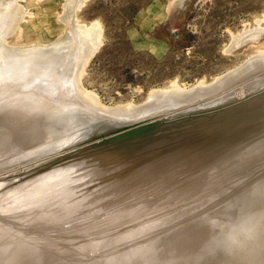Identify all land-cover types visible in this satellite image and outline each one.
I'll list each match as a JSON object with an SVG mask.
<instances>
[{
  "label": "rangeland",
  "instance_id": "obj_1",
  "mask_svg": "<svg viewBox=\"0 0 264 264\" xmlns=\"http://www.w3.org/2000/svg\"><path fill=\"white\" fill-rule=\"evenodd\" d=\"M17 1L19 3V6L21 7V9H24L23 10L24 14H23V17L21 16V20H20L21 22L19 21L20 23L18 22V24H17V28L18 29H16L9 36L8 41L10 43H12V44L22 45V44H27V43L28 44H34V43H36V44L37 43L38 44L39 43L40 44H48V43H52L53 41L59 39L60 36L65 33V30L67 28V24L65 23L66 21H64L63 15L67 14V13H71L70 15L72 17L74 16L73 18L77 22H79V24H84V25L89 27L92 24L96 23L95 25L97 26V28L101 32V33H99V34H101V35H99V39L100 40H99L98 46L95 48L96 51L93 50V52H92V57H90L91 54L87 55V57L89 56L88 57L89 59H86V61L88 60V62L83 61V62H85V65H84V63H82V67L84 65L83 69H85V70H80V72H79L80 82H81L82 87L86 91L91 93L92 97H94V98L96 97V100L94 99L93 102L96 101V103H98V104L101 103V105L109 107V108L112 107V108L116 109V107H120L119 109H122V107H124L122 110H129V109H133L134 107H136V105H137V107L138 106L140 107V105H143V104H145V102H148L150 93H152V91L155 92L157 90L161 91V90H165V89L169 90V89H175V88H176L175 89L176 91L178 89H181L180 91H183V90L193 89V88H195L198 85H200V87H196V88H201L202 85L211 84L216 79L221 77L222 75H224L227 72H229V71L235 69L236 67L240 66L242 63H244L252 55L258 54L259 52H264V30H263L264 29V0H84V1L83 0H76L75 2L74 1H68L67 2V0H17ZM66 3H67V5H66ZM68 3H70V4H68ZM71 3H74V6H75V4L77 5V6H75V8L71 7L72 10H71V8H69L70 6H72ZM79 4H81V5L79 6ZM65 5L68 6V7L65 8L66 7ZM68 9H70V10H68ZM73 10H75V11H73ZM61 15H62V17H61ZM259 19L261 21H258ZM240 34L242 36V39L240 40V42L234 44V42H237V41H234V39L237 38ZM236 35H238V36H236ZM254 35L257 36V37L254 38L253 40L246 39V38L252 37ZM233 37H235V38L233 39ZM87 57H85V58H87ZM82 67H81V69H82ZM256 74L258 76L255 75V77L252 76V77H249V78H246V79H243L242 76H240V75H239L240 78L238 76H236V77L234 76L236 79H237V77L239 78V80L241 78L242 79L237 82V85H236V82H235L237 80H234L233 77H232V81L234 80L235 83H229V81L231 82V80L227 81L229 84L226 83L225 86L227 84L228 85L235 84V86L232 85L231 89H228V90H226L224 92H218L216 94L215 93L209 94V95H207V97L205 96V98H203V99H200V100H198L196 102H192V103L187 104V106L189 107V105H190V108H192L191 105L204 103L206 101L207 102L214 101V103L210 107H212V106L214 107V105H217V104L220 105V104H223L225 102L227 103L228 101H229L228 103H230L231 101L232 102L235 101V102L243 103L244 101H246V98H248L249 92L253 88H255L259 84H263L264 83V71H260V72H258ZM82 79H83V81H82ZM260 79H262V81L260 83H258L259 82L258 80H260ZM38 84H39L38 82L35 83L36 86ZM260 86H264V84L263 85H259V87ZM227 87L228 86H226V88ZM262 99H263V101H262ZM263 102H264V97H262L259 100V103H258L259 106L255 105V106H252V107H248V108H244V109H238V110H229V109L225 108L224 107L225 105L223 104V105H221L220 109H217L215 111V113L214 112L211 113L210 112L211 110H210V111H208L207 113H205L203 115L202 114L195 115V114L185 113V111L186 112L190 111L189 110L190 108L187 109V110H184V111H179V108L182 107V106H180L179 108H177V106H176L177 109L176 108L175 109L179 112V113L177 112L178 114L175 111H173L175 109H172L171 111H173L175 114L174 113H166V115H165V113H164L162 116L160 115L159 117H156L155 120H161V123H162V122H164V120H163L164 118H166V117L169 118V117H172L173 115H174L173 116V118H174V117H176L178 115L174 120H168L167 122L162 123L161 125L159 123L158 126H162L164 128H160L159 127L161 130L160 129H154L153 131H156V132L161 131L162 132V134H161L162 136L165 133L167 134L168 132H170L169 134H171V135L173 134V136H174V135H176L177 132H179L178 134H179V136H181L180 139H179L180 143L178 142L179 144L177 143L176 145L177 146L180 145L179 147H182V148L180 149L179 147L171 146V147H173V149L174 148L175 149H177V148L179 149V150L177 149V154H176V150L174 149L175 152H172L173 149L169 148L170 147L169 146L167 151H166L165 148L164 149L161 148L159 150L157 149L158 151H156V152L154 151V154L151 155L152 154L151 152H153L152 150H156V148L154 149V147H152L153 145H155V147H157L158 145H160L162 147L161 144H157L156 145V144L152 143V144H150L151 146L149 145L150 147H152V149H150V150H147V148L148 149L150 148L147 145H146L147 148H146V146H143L145 148L146 152L144 151V148L140 147L141 151L140 150L137 151L138 155L137 154L135 155L134 153L136 151L133 150V153H132V155H130L129 160H131V161L134 160V161H136V163L129 164V165H122V166H124V168L120 169V170H117L118 168H116V167H114V169L110 168L111 170L115 171V173L117 172L116 174L111 175L110 178L112 180L111 179L109 180V177L105 175L107 170L102 172V173H99L100 174L99 175L98 173L96 174V169H97L96 167H93V170H92V168L86 169V173L88 175H86L84 177V178H87V179L84 180L83 183H84V185L87 184V186L85 187V195L88 198L83 196V197H81L82 199L81 198H77L76 199V200L79 199L80 201L83 200L84 202L83 201H81V202L83 203V205L84 204H86V205L82 206L81 205L82 203L80 202V204H78V206L72 207L73 208L72 210H74V211H72L71 208L70 209L66 208L67 207L66 204H65V206H63V204H62L63 207H60V208L61 209L62 208H66L68 213L67 212H65L67 214L64 213L65 214V215H63L64 217H61L63 219H61L60 217L58 218V219L62 220V225H59L61 231H56L57 235H53L54 233H52L53 236L50 237L51 239L49 238L50 241H52V239H54V241H53L54 245H56V246L58 245L57 247L54 246L53 244L49 245V246L52 247V249H51L52 252L58 251V252L66 253L68 248H70L68 250L73 251V249L76 248L77 245L81 246V244L83 245L84 243L88 244V245H94L97 248V249H95V251H97L96 254H98L100 251H101L100 252L101 254H104L106 252V251H104V249H107V248H108L107 250L110 249L108 251L109 254H107L108 253L107 252V253H105L106 255L104 254L105 256L101 255L99 253V255H95L96 257L90 258V262H95V261H99V257H101V256L103 258L106 257V256L111 257L113 249H114L113 255L119 253V251H122V250H123L122 251L123 253L127 252L132 247L131 246L132 244H133V247H135V249L136 248L140 249L141 247L145 246L149 242H153V239H155V237L159 241L156 244H160L161 245V243L163 241H164V243L168 242V240H170L171 236L173 234H175L176 230L177 231H182L188 237H190L191 236L190 234H193V232L191 230L189 231V229H191V228L193 229V227L195 228L196 231L198 229V232H197L198 234L193 229V231H195L194 232V234H195L194 236L196 237L197 235L198 236L200 235L201 236L200 238H202L201 241L203 242V244L206 241L205 239H207L206 242L209 245V243H210L209 241L212 239V237H210L211 235L209 234L210 235L209 236V235H207L205 233L203 234V232H205V230H203L200 226H198V224L197 225L195 223H194L195 225L193 224V222L196 219H193L192 217L197 218L196 216H198L197 214H196V216L193 214L194 211H196V208H199L200 211L201 210L202 211H206L205 209H207V206L209 204H212L211 202H213V200L217 201L218 198L220 199V197H224L223 193L226 192L225 194L226 195L228 194V198L231 197L229 199V201L231 202L230 204H232L234 198H235L234 202L235 201L238 202V201L244 199L243 202H245V201L248 202L249 204L248 203L247 204L250 205V207H252L254 205L258 206V204H259L258 208L260 209V207L264 206L262 204V202H264V201L260 202V201H257L258 199L254 200L253 198H256V197L254 195H252V194H256V192H258V193L264 192V190H263L264 189V179L260 182L261 178H264V169H262L264 167L263 166L264 165V163H263L264 162V147H263V145H264L263 144L264 143V114H261L264 111V107H263L264 103ZM131 105L134 106V107L131 108L132 107ZM89 106H91V105H89ZM91 107H93V106H91ZM252 108H254V109H252ZM223 110H225L226 112L224 111V113H223ZM119 111H121V110H119ZM180 112L183 115H181ZM216 112L217 113L221 112V114H223V115L225 113L226 114H225V116L221 115V117H223L222 119H218V118H221V117H218V116H220V113L217 114ZM249 112H250V114H249ZM100 113L104 114L107 118L116 119V120H127V119L122 118L117 111L102 110ZM251 114H253V115L255 114V115L253 116ZM205 115H208V116H205ZM230 115H231V117H230ZM243 115H245V118H244ZM261 115H263V116H261ZM200 116H201V118H199ZM192 118H194L195 121H194V119L191 120ZM149 119H146L147 121L146 120H143V122L141 121L140 124L141 125L145 124L146 126H148L151 123L149 121ZM187 119H188V121H186ZM213 119L216 120V121L212 122L211 120H213ZM184 121H186V122L184 123ZM191 121H194L196 123L192 122V124H190ZM206 122H207L208 125L206 124ZM238 122H240V123H238ZM178 123H180V124L178 125ZM228 123H230V124H228ZM251 123H253V124H251ZM183 124H185V125H183ZM195 124H196L197 128H195V126H194ZM218 124H220V125H218ZM165 125H167V126H165ZM202 125H203L204 128L202 127ZM216 125H218V126H216ZM200 126L203 128V131H202V128ZM182 127L183 128L186 127V128H184V130L187 129L188 132L187 131H182L183 130ZM192 127L194 128V131H193ZM127 128H129V129H127ZM127 128L126 129H122V131H124L123 133H126L125 131H130L132 129L130 127H127ZM261 129H262V131H260ZM204 130H206V131H204ZM117 131L122 133L121 130H117ZM119 132L116 133L115 135H118ZM148 132L146 134L143 133L144 135H146L145 137L142 136L143 134H135V135H132L131 137H120V138H118L116 140L115 139L114 140H109L108 138H106V140H109V141H106L105 143H108V144L105 145V143L104 144L102 143L103 145L101 144V146H102L101 148H99L100 144L94 145V146H97V147H95V148L92 147L93 149H89L91 154L87 150V152H84L81 155L79 153V154L76 155L77 157L75 156L72 159H69V160H66V161H62V160L56 161L51 166H49V167H47V168H45L43 170L31 173V175H29L30 168L35 166L37 163L40 164L41 162H43L44 160L42 161V159H45V160L50 159L49 156H51V154L54 155L57 152H53L54 154L53 153H49V154L43 155L41 157H35L36 154L28 153V150H30V148H36V147H38V145H39V147H41V146H43L45 144L46 141H43V142L41 141V143H42V145H41V143H39V142L37 143V140H35V137H34V139H32V140H35L34 142L33 141L26 142L25 141V143H20L19 139H17L18 140L17 141V140H15L16 138L15 139L12 138L10 140V144L11 145L9 144L11 148H7V150H6V146L7 147L9 146V145H6V144H2V146H0V147H2V148H0V166H3L2 168H4V169L0 170V188H2V189H0V191H1L0 193H2V194H0V200H2V198H3V200H5L4 202L7 203L6 201L9 200V199L12 200V199H15L17 197L21 198L22 195L25 193L24 190H25V187H26L27 183H29V181L30 182L33 181V182H36V183H41L47 178V176L50 173L55 172V171L56 172H60L63 169H66V168L74 166L75 164L79 163L80 160H82L84 157H86L85 155H87L88 153L90 154V156H88L89 155L88 154L86 159H88V158H90L92 156L101 155V154H99V152L103 153V154L104 153L106 154V153L113 152V151H115V149H117L118 146L120 147L122 145H125L128 141H135V140L142 141V142H139L137 144H142L144 142H148L149 137H151L150 135H147V134H150V131H148ZM184 132H186V133H184ZM166 134L163 137L159 134L158 137H154V138H156V139L158 138L159 140H161L162 138L165 139L167 137ZM184 134L185 135L187 134V135L185 136ZM203 134H205L206 136L204 137ZM103 135H106V134L99 135L98 137H96V139H98L99 137H101ZM182 135H184V136H182ZM190 136H191V138H190ZM143 137H144V139H143ZM159 137H162V138H159ZM39 138H40V136H39ZM41 138H43V137H41ZM146 138H147V140H145ZM196 138L198 140H196ZM251 138H252V140H251ZM194 139H195V141H194ZM184 140L185 141L187 140L189 143L187 144V141L183 142ZM52 141H50V142H52ZM110 143H112V145ZM252 144H254V145H252ZM195 145H196V147H195ZM259 145L263 148V151H262V148ZM48 146L51 147V144L48 145ZM48 146H46V147H48ZM256 146H258V147H256ZM46 147L45 148L42 147V148H44V149H48L49 148V147L48 148H46ZM106 147H110V148L106 149ZM202 147H204L205 149L202 148ZM245 147H246V149H243ZM252 147H254L255 149L252 148ZM97 148H99V151H97L98 150ZM157 148H160V147H157ZM183 148L186 151L188 149V151H191V152H184ZM257 148H260V149H257ZM112 149H114V150H112ZM194 149L196 151H199V149H201L203 151L200 150V152L197 153ZM251 149H252V151L253 150L255 151V152H252V153H255V154L251 153ZM93 150H94L95 153H93ZM101 150H104V152L101 151ZM142 150H143V152H142ZM164 150L166 152H165V154L163 153L164 155H162V152H164ZM168 150L170 152V155L172 156V154H171V152H172V153H174V157H176V158H174L173 156H172L173 158H171V156L169 157ZM180 150H182V151H180ZM193 150H194L195 153L193 152ZM256 150H257V153H256ZM258 150L262 151V154H263L262 156L258 155V154H260V151L258 152ZM149 151H151V152H149ZM159 151H160V153H159ZM179 151H180V153L178 154ZM21 152H24L23 153L24 156L22 155L23 157H19V158L24 159V160H22V159L19 160V162L21 161L22 163L20 162V163H17V164L12 163L11 165L10 164L2 165V164H4L6 162V160H8L7 158H9V156L10 157L11 156H15L14 157V159H15V158H18L17 156L21 155ZM147 152L149 154L150 153L151 154L149 155ZM157 152L159 153V156H157L158 155ZM182 152H184L185 154L184 153L182 154ZM202 152H204L205 154H203ZM212 152L213 153L215 152V153L213 154ZM249 152H250V155H249ZM8 153H9V156H8ZM92 153L95 154V155H93ZM96 153H98V154H96ZM139 153L141 155H139ZM180 154L186 156L187 159H185L184 156H182L184 158L183 159L180 156ZM193 154H194L195 158H193ZM196 154L199 155V157H198L199 160H201V159H203V160L199 161L198 159H196V157H197ZM243 154H245L244 156H246L247 154L250 156V157L246 156V158H245L246 161H247V158H248L249 162L248 161L246 162L245 159H243V156H242ZM188 155H190L192 159ZM210 155H212V156L211 157H207V156H210ZM229 155H230V157H229ZM254 155H256L257 157H255ZM224 156H226V157H224ZM238 156L243 159V160L240 159L241 162L238 160L239 159ZM252 156H254L255 158L252 157ZM163 157L165 158V160H163L164 159ZM235 157H236V159L238 158L237 159L238 161L235 160ZM39 158H40L41 162H40ZM79 158H81V159H79ZM177 158H180V159H177ZM221 158L222 159L224 158V159L222 160ZM76 159H78V160H76ZM155 159L156 160L159 159V162L156 161ZM172 159L173 160L175 159L174 161L176 162V164H175V162ZM176 159L178 161V164H180V166L177 164ZM153 160H154V162H150V161H153ZM160 160H162V161H160ZM219 160H220V163H222V164H220L221 166L219 165ZM221 160L223 162L224 161L225 162L223 163ZM231 160H233L235 164L237 163L239 165H237V164H236L237 166L233 165L234 163H232L233 161L230 162ZM202 161L203 162L206 161V162L203 164ZM211 161H213L212 165L209 164V163H211ZM242 161L243 162L245 161L246 163L245 162L242 163ZM157 162L160 163V164H157ZM187 162H188V164L190 166H188V164H185ZM191 162H193L192 166H191ZM139 163L140 164L141 163L142 164L143 163L144 164L148 163V164H145V165L143 164L142 165L145 168L144 169L142 166H139L140 168L137 167L139 165ZM215 163H216V165H215ZM153 164H157V165L161 166L162 168L160 167V169H158L159 168V166H158L157 169L155 170L153 168H156L155 166H157V165L153 166ZM223 164L226 167L222 166ZM248 164H249V166H248ZM130 165H131V167H130ZM134 165H135L137 170L134 167H133L134 169L132 168V166H134ZM146 165H148V168L146 167ZM217 165L219 166V169L217 168ZM254 165H256V166H254ZM186 166H188L187 168L190 169V170H187L185 168ZM214 166H216V167H214ZM229 166L232 167V169L235 168V166H236V168L239 166L238 167L239 171L242 172L244 170V172H242V173L241 172H237L238 169H236V168L233 169L234 170L233 171V170H231V168H228ZM126 167L127 168L130 167L128 169H132L133 171L132 170L128 171V169ZM166 167H167V169H166ZM172 167H173V169H172ZM174 167L176 168L177 173L174 171L175 170ZM210 167L212 168L211 170H210ZM256 167H259V168H257L259 170V172L256 169ZM260 167H262L261 168L262 170L260 169ZM94 168H96V169H94ZM164 168H165V172L161 173L160 170L163 171ZM179 168L180 169L182 168L183 170L182 169L180 170ZM184 168H185V170H184ZM201 168H203V169L207 168V169L203 170ZM215 168H216V170H215ZM221 168H223V169H221ZM227 168H228V170H227ZM125 169H127V172H126ZM140 169H142V170H140ZM147 169L150 170V171L149 170L146 171L148 173L145 172V170H147ZM178 169L180 170V172L178 171ZM229 169L231 170V172H230ZM19 170L20 171L22 170L21 172H23L24 176ZM167 170L168 171L172 170L171 172L169 171V174H170V176H172V178L173 177L175 178V179L173 178L175 180V183L173 182L174 180L169 176V174H166ZM196 170L198 171V173H197ZM202 170L204 171L205 174L203 173ZM209 170H210L211 174H214V175H211L209 173ZM217 170H218V172H217ZM249 170H251V171H249ZM252 170H253L254 175H252ZM26 171H28V173ZM136 171L138 173H136ZM139 171L140 172L143 171L144 172L143 175H145V176H142L141 175L142 173L140 174ZM158 171H159L160 175H158ZM221 171L222 172L224 171L223 173L225 174V176L227 175L226 177L229 180H227V178L224 177V174ZM228 171H229L230 174H227ZM19 172L22 175L19 174ZM118 172H120V173H118ZM156 172H157L158 177L155 175ZM232 172L233 173L235 172L234 173L235 175ZM250 172H251V174H250ZM122 173H124V175ZM164 173H165L166 177H165V175L161 176ZM189 173H195V174L193 176V174L191 175ZM196 173L199 176L196 177ZM206 173L208 174V176L209 175L210 176L208 177L206 175ZM216 173H217V175H216ZM218 173L219 174L222 173L223 176H222V174H221V176L218 175ZM247 173H249V174H247ZM14 174H16V175H14ZM94 174L98 175L97 178L95 177ZM117 174L119 176H117ZM120 174H122V177H121ZM130 174L133 175V176L135 175L138 178L137 179L136 177H134L136 179V181L138 180L137 183H140V181L143 180V177L147 178L145 180H147V181L149 180L148 183L150 185H148V183L146 181V185H144V186H148L147 190L149 191V188H150L152 190V192H151V190H150V192H151V194L153 193V195H155L156 194L155 192H157L158 194H156L154 196V199L156 198L157 195H158V197H157L158 199H157V201H156V199L155 200L152 199L153 195H150V194L149 195L147 194L145 196L146 197L151 196V197H148V198L150 200H153L152 203L155 202V205L157 204L156 206L151 205L150 200L149 199H145L146 197L143 196L144 194L148 193V192L144 191V190H146L147 187H144L145 189H142L143 187H141V189H140L137 186V183L134 182L135 179L130 178L131 177ZM138 174L141 176L142 179L139 178ZM148 174L149 175L151 174L154 177L151 176V175L149 176ZM171 174H173V175H171ZM175 174H177V175L174 176ZM186 174L188 175L189 179L187 178ZM239 174L241 175V178H240ZM242 174L243 175L245 174L244 175L245 178H244V176ZM11 175H13L16 178L18 177V178L17 179L16 178H12L13 181H11V179H9V178H11L10 177ZM125 175H126V178L122 179V178L125 177ZM184 175H186V176L184 177ZM202 175H205L208 178H206V177H204ZM249 175H252V177L249 176ZM80 176H83V175H80ZM116 176L119 177V178L118 179L115 178ZM147 176H149L151 178V180L153 178L155 179V177H156V180H157L156 182L158 184L156 185V182L154 181V179L152 181L155 182L154 183L156 185L155 187L156 188L158 187L157 189L155 188L157 191L155 190V192H154V190L152 189V188H154L153 187L154 186L153 182L151 181L152 182V184H151L150 178L147 177ZM160 176H161V180H162V178L164 180V183H165L164 185L166 187L169 186V188H167L168 190L166 189V187H163L164 186L163 184H161L163 182V180L162 181L159 180ZM228 176H230V177H228ZM232 176H234V178ZM105 177L106 178L108 177V178L106 179ZM113 177H114V179L117 180V182H118L117 185L118 186L119 185L121 186V184H123V182L127 181L126 183H127V185H129L128 186L129 190L126 189L127 188L126 184H123L121 187H119V189H124V190H119L116 184L113 185L110 182V181H116V180L113 179ZM167 177H169V179ZM179 177L180 178L183 177V179L181 178V180L182 181L184 180V182H181L179 180ZM202 177H204V179ZM210 177L213 178V180ZM214 177L216 178V180L214 179ZM219 177H220L221 181L219 180ZM53 178L55 180L53 182H56V184L53 187H58L59 185L63 186L65 183H67L66 180L64 179L65 178L64 176L61 177V176L58 175L56 178L55 177H53ZM129 178H130V180H127ZM165 178H167L168 180H166ZM205 178L208 179V181H206ZM243 178H244V180H241ZM5 179H9L10 181L7 180L9 183ZM93 179H94V181H93ZM100 179H102V180H100ZM121 179H122V181H120ZM131 179L134 180L133 181L134 184L131 181ZM193 179H196V180H193ZM18 180L20 181V183H19ZM64 180H65V182H64ZM106 180H108V182H106ZM177 180H179V181H177ZM197 180H198V182H197ZM204 180L206 182H208L207 183L208 185L206 184V182H204ZM214 180H215V183L217 182V180H219L220 182H222V184H223V181H224V186H226L228 184L227 186L230 187L229 190H227L228 187L225 188L224 186H222L223 189H221V187H219V186H221L222 184L219 183V181H218L217 183H219L220 185L218 184V186H217V185H215ZM225 180L228 181V182H226ZM1 181H2V183H1ZM22 181H24V182H22ZM129 181L132 184H128ZM158 181H160V182H158ZM171 181H172V183H171ZM191 181H192V185L194 187L196 185V190L191 185V183H190ZM210 181H212L214 184L212 182L210 183ZM236 181L237 182L239 181L238 182L239 185L237 184ZM88 182H90V183H88ZM100 182H102V183H100ZM143 182L145 184L144 180H143ZM143 182H142V184L140 183V186L141 185L143 186ZM167 182H168V184H167ZM179 182H181V183H179ZM200 182L201 183L203 182L202 183L203 185ZM235 182H236L237 185L235 184ZM242 182H243V185H242ZM258 182H259V184H258ZM17 183H19V184H17ZM169 183H171V184L169 185ZM188 183H189V185H188ZM249 183L250 184L253 183V187H252V185L250 186ZM209 184H211V185H209ZM231 184H233V185L235 184L234 186L236 188L234 186L231 187L232 186ZM248 184H249L250 189L251 188L253 189L252 191L250 189H247L249 187L246 188V186H248ZM256 184H257V187H255ZM13 185H14V187H13ZM134 185H135L134 188H136V186H137L140 189V190L136 189V191L138 192V194L137 193L136 194L139 195V196L142 195V197H145V198L142 199L143 200V205L140 204L141 205L140 207L142 209H144V210L139 208V203L140 202L142 203V200H140V202H139V199H141V197L137 201L136 194L132 193L133 191L136 192L134 190V188L131 187V186H134ZM177 185L182 186L183 189H182V187L180 188V186L177 187ZM8 186H10V187H8ZM64 186H67V185H64ZM170 186H172V187H170ZM189 186H191V187H189ZM213 186H214L215 190H214ZM216 186H217V188H216ZM6 187H7V189H6ZM22 187H23V189H22ZM161 187H163L165 189L162 188L163 189L162 190V189H160ZM173 187H176V188L174 189ZM209 187H211V189ZM244 187L247 190H244ZM258 187H260L259 190H261V191L263 190V191L262 192L258 191V189H257ZM10 188H13L11 192L9 191ZM170 188H171L173 193H170L171 192ZM205 188L208 189V190H206ZM218 188H220V189H218ZM241 188H242V190H241ZM70 189H71V186H68V188H64L61 193L66 194V193H68L70 191ZM88 189H90V190H88ZM131 189L133 191H131ZM158 189H159V192L161 193V195L158 192ZM201 189H202V191H201ZM212 189L214 191L217 190V192H213V193H215V195L213 193L210 194L213 191ZM256 189H257V191H256ZM6 190L8 191V193L5 196V194L7 192ZM111 190H113V191L110 192ZM125 190L127 192H130V193H126L125 192L126 193L125 196L129 197L131 195L129 198L127 197V201H128V199L131 200L132 198H133V201L128 202V204H127V202H125L126 205H121L122 202H124V200L126 199V197L124 196V191ZM166 190H167V194L165 193ZM177 190H179V191H177ZM225 190H227V191H225ZM243 190L246 193H247V191H249L248 192L249 194L251 192L250 197H249L248 193H247V196H246V193H244ZM4 191H6V192L3 193ZM107 191H108V193H107ZM139 191H141V192H139ZM142 191H144V192H142ZM208 191H209V194H208ZM240 191L243 192V193H241ZM18 192H20V193L18 194ZM103 192L104 193L106 192V193L103 194ZM176 192H177V194L175 195ZM193 192H194V195H193ZM205 192H206L207 195L205 194ZM238 192H240V194ZM114 193L115 194L117 193L118 196L114 195ZM120 193H123V194H120ZM139 193H141V194H139ZM163 193L165 195H168V196H165ZM181 193L183 195H181ZM195 193H197V194H195ZM219 193L223 194V195H220ZM235 193H236V195L239 194L238 195L239 199H238V196L235 195ZM13 194H15V195H13ZM99 194L100 195L103 194L102 195L103 198L105 196L106 199L101 198L103 201L107 200L110 197V195H111V199L109 198V200H107V201H110V203H111V200L113 198V200H114L113 202H116V203L112 202L113 204L112 203L110 204L107 201H105L104 203L106 204L107 207L105 206L104 203L103 204H104V206L107 209L104 208V206L101 204L102 201L101 202L98 201V203H96L97 200L92 198V196L93 197H97V196H99ZM107 194H108V196H106ZM191 194H192V196H191ZM204 194H205V196H204ZM217 194L219 195V197L216 196ZM242 194H244V195H242ZM112 195H114L115 199L117 198L118 200L116 199L117 200L116 201L114 199V196L112 197ZM162 195H164V197ZM170 195H172L173 197L175 195L174 199L171 198ZM185 195H186V197H185ZM209 195H212V196L214 195V197H209ZM102 196H100V197H102ZM179 196L181 197V199L179 198ZM7 197H8V199H7ZM100 197H97V199L101 200ZM124 197H125V199H123ZM159 197H161V198H159ZM183 197H184V199H182ZM201 197H204L205 199L208 198L210 202L208 201V199L204 200V198H202V200H201ZM85 198H87V199H85ZM135 198H136V200H135ZM170 198L172 200H170V201L167 200V199H170ZM178 198H179V200H178ZM91 199L94 200V201L92 200L94 202L93 204L91 203L92 202ZM119 199H121V200L119 201ZM144 199L147 202L149 200V202L147 203L146 201H144ZM175 199H176V201H174ZM3 200H2V202H3ZM47 200H44V202H46V201L47 202L51 201V202L50 203L46 202L47 203L46 205H45L44 202H42V204L39 203V204H32V205L28 204V203H24L23 204L24 207L22 206L23 207L22 210H26V208L28 206H35L36 209H37L36 210L34 207H32L31 213H30L31 217L29 216V219L32 218L30 221H32L33 218H35V219L39 218L38 219L39 221L38 220H36V221L38 223H40V221L42 220V218L40 219V217H41L40 214H44V213H53L54 214V213H56L54 211H58L60 209L58 206L56 207L52 203L53 202L52 198H49ZM79 200H78V202H79ZM181 200H183V203H182ZM62 201L63 200H61V202ZM86 201L87 202L91 201V202L89 204ZM136 201H137L138 204L136 203ZM177 201H180V203L177 202ZM220 201H217L218 202L217 204H219ZM229 201L227 200V202H225L226 203V207H229L228 206L229 205ZM254 201H256V202H254ZM2 202H0V205L2 204ZM4 202H3V206L5 205ZM119 202H121V203H119ZM132 202H133V204L131 205ZM160 202H161V205H159ZM163 202H165V203L166 202L167 203L170 202V203L165 205V203H163ZM206 202H207L208 205L206 204ZM71 203H74V202H71ZM181 203H182V205H181ZM193 203H194V206H192V208H191L190 204L192 205ZM202 203L206 206V208L204 207V205ZM25 204L27 206H25ZM48 204L51 206V207L49 206L50 208L48 207ZM109 204H110V207H111V205H113V206L111 208H109L108 207ZM146 204H147V206H146ZM174 204H176V206ZM260 204H262V205H260ZM44 205H45V207H44ZM90 205L92 207L88 208ZM96 205H98V206H96ZM116 205L117 206H121V207L123 206L124 208L128 209V213L126 212L127 211L126 209H123V207L119 208ZM129 205L132 206L131 209L127 207ZM188 205H189V208H188ZM195 205H196V207H195ZM3 206L1 205V207H0V216H1V219H2V220L0 219L1 220L0 223L2 222V224H3L6 220L9 219L7 222L4 223V225L8 224L7 226L9 228H11L12 232H14V230H15V232H23L25 230V228H23V227H25V226H22V225H25L26 224L25 222H24L25 224H22L23 221L21 223V221H19L18 219L14 218L15 216H13V218H12L11 217L12 214L10 215V217L6 216L7 218H5V220L3 219L4 216H5V215H3L4 213L2 212L3 211L2 210ZM42 206L44 207L45 211L42 208ZM93 206H94V208H93ZM101 206L103 208H101ZM114 206H116L115 210L113 209ZM144 206H145V208H143ZM160 206L165 208L164 210H162L164 212L161 211V209H163V208H161V209L159 208L158 209V207H160ZM186 206H187V208H186ZM215 206H216V203H215ZM82 207L84 209H82ZM95 207H97V209ZM98 207H100V208H98ZM148 207L149 208L151 207V208L149 209ZM156 207H157V209H156ZM166 207H167V209H166ZM170 207H172V208L169 209ZM183 207H185V211H183L184 210ZM76 208H78L79 210H77ZM117 208H119L120 210L117 209ZM137 208L139 210L141 209L140 210L141 212ZM147 208H148L149 211H147ZM152 208L154 210H152ZM81 209L84 212H78V211H82ZM108 209H110V210H108ZM116 209L118 211H116ZM179 209H180V212H181V216L180 217H179L180 212H178ZM111 210L113 212L115 211L116 213L115 212L114 213L111 212L112 213L111 214L110 213ZM155 210H157V212ZM172 210L175 211V212H173ZM199 210H197V211L199 212ZM248 210L249 209L241 210L242 212H236L238 210L235 211V208H232V211L228 208L226 210V214L229 211H230L229 212L230 214L228 213L229 216H233L232 214L237 213V214H235L237 217L235 215H234V217H235L236 222H238V221H241L239 219L240 216H241V213H246V212H248ZM261 210H262V208H261ZM75 211L77 212V214H76ZM124 211H125V215H124ZM150 211H152L153 213H151ZM1 212L3 213L2 214L3 218H2ZM33 212H36L38 214L36 215V213H33ZM94 212H96V214ZM232 212H234V213H232ZM262 212L264 214V211H262ZM69 213H70V215H69ZM86 213H88V215ZM101 213H102V215H101ZM185 213L188 214L189 217L187 215H186L187 216L186 217L184 215ZM84 214H86V215H84ZM105 214L106 215L108 214V216H106ZM247 214H250V213H247ZM76 215H78V216H76ZM99 215H100V219L97 218V216L99 217ZM119 215H120V217H119ZM138 215L140 216L139 217L140 219L138 218V220L140 222L137 220V216ZM165 215H166V219H165ZM167 215H168V217H167ZM89 216H93V218L95 217L96 219L95 218L93 219L92 217L89 218ZM105 216H106V218H105ZM128 216H129V218H128ZM226 216L228 217V215H226ZM65 217H68V218L65 219ZM83 217H84V220L82 219ZM46 218L47 217L43 216V221H42L43 223H41V224H36L37 222L35 223V219H34L32 221V225L34 226V229H36V230L39 229V228L42 229L43 225L46 223L45 222ZM76 218H77V220H76ZM87 218L89 220L92 219V221L95 222V224L92 223V221H88ZM120 218L122 220H120ZM133 218H135V219H133ZM180 218H183V219H180ZM10 219H11V221L12 220L13 221L14 220H18V222H20L18 224L19 225L21 224L20 226H22V227H20L17 224V221H14V222L12 221V224H10L11 223ZM81 219H82V222H81ZM85 219H86V221H85ZM105 219H107L109 223L111 222V224H107L108 222ZM176 219H177V221H176ZM65 220H66V222L63 224V221H65ZM74 220H76L75 221L76 223L74 222ZM101 220L103 222L105 221L103 227L101 226V225H103V222ZM111 220L113 221V223H112ZM131 220H132V222H131ZM156 220H158V221H156ZM164 220L166 222H164ZM71 221H72V223H71ZM96 221H99L100 223L96 222ZM174 221H175V223H177L176 225H175ZM187 221L189 223H191L193 221L192 222L193 226H191V224H189ZM202 221H203V219H202ZM33 222H34V224H33ZM58 222H59V220H58ZM172 222H173V224H172ZM185 222H186V225L184 224ZM13 223H15L19 229L16 227V225L13 226L14 225ZM67 223H68V225L72 224V226H68L67 225L68 228L65 227V225ZM96 223L98 225H96ZM49 224H51V223H49ZM92 224L95 225V226H93ZM99 224H100V226L102 228L99 226ZM166 224H167V226H166ZM182 224H183V226H182ZM187 224L190 227L187 226ZM35 225L36 226L39 225V227H36ZM73 225H74V228H72ZM174 225L176 227H178V226L179 227L176 228V227H174ZM33 226H31V227H33ZM52 226H53V228L57 227V226H54V225H52ZM81 226L82 227L85 226L84 228L86 230L84 228H81ZM106 226H107L108 230H107ZM109 226L111 228H109ZM141 226L144 227L145 229L141 228ZM160 226L162 228L163 227L164 228L162 229V228H160ZM98 227H100L101 229L98 228ZM113 227H114L115 230L113 229ZM182 227H183V230H181ZM262 227L263 226H261L259 228L258 227L257 228L253 227L255 229H253L254 231L251 230L250 231L251 233L249 232V236H247V239H248V237L253 238L254 236L255 237H259L260 235H262L261 233H264V229H263L264 227L263 228ZM21 228H23V229H21ZM75 228H76V230H75L76 232L74 230L72 231V229H75ZM77 228H79L80 230H78ZM88 228H90L89 231L87 230ZM136 228H137V231H136ZM199 228H201V230H203V231H200ZM237 228H238V226L237 227L233 226L234 230L240 229V228H238V229ZM102 229L103 230L105 229L106 231L105 230L103 231ZM170 229H171V231H170ZM172 229H173L174 233H172ZM101 230H102V232H101ZM109 230L112 233H109ZM132 230H133L134 233L138 232V230H140V231L144 230V231H143V234H141L142 232L139 231L138 233H136L137 234V236H136V234L135 235L132 234L133 233ZM145 230H147L148 232L145 231ZM184 230H186L187 232L184 231ZM80 231L84 232L83 235H79L81 233ZM86 231H88V232H86ZM90 231H92V233H90ZM169 231L171 232V234L169 233ZM74 232L77 233V234H75ZM130 232H132V233H130ZM144 232H146V234H144ZM254 232L256 234H254ZM58 233H60V234H58ZM85 233H86V235H88L87 238L84 237ZM107 233H109V234H107ZM123 233H125V234H123ZM129 233H130V235H129ZM187 233H189V234H187ZM252 233L254 234V236L252 235ZM65 234H67V235H65ZM163 234L165 235V237H163L164 236ZM44 235L46 236L45 233L43 234V236ZM58 235L59 236L61 235L60 238L61 237L63 238L62 239L63 242H62V240H60V238H58L59 237ZM100 235L101 236L102 235H104V236L106 235L107 237L110 236V237H108L110 240L108 239V242H107V239H106V241L104 240L107 237H101ZM121 235H122V237L120 239ZM123 235H125V236L123 237ZM127 235H128V238H127ZM202 235L204 236V238H203ZM45 236H44V238H45ZM82 236H83V238H82ZM134 236H136V237H134ZM159 236L162 237V238L160 239ZM198 236H197V238H198ZM69 237H70V239H69ZM73 237H74L73 241H75L76 246H75L74 242H73V244H71L72 242H70V241H72L71 238H73ZM114 237H115V239H111V238H114ZM117 237L120 240V242H119V240L116 239ZM144 237L147 239V240H145V242L139 241V240L143 239ZM188 237H187V240H188ZM41 238H43V237H41ZM93 238H96V240L95 239L92 240ZM98 238L99 239L102 238L105 241V245L104 246H106V247L101 246V244L103 245V243L99 242L100 240ZM122 238H123L124 241L122 240ZM131 238L133 240H135V241H133ZM57 239L60 240L62 243H64V241H65L66 244L64 243L65 244L64 245V244H61L60 242H57L58 243L57 244L56 243ZM80 239L82 241H85V240L86 241L84 243H82V241ZM103 240H101V241L104 242ZM116 240H117V242H116ZM203 240H205V241H203ZM67 241H69V242H67ZM122 241H123V243H122ZM184 241H186V239ZM86 242H88V243H86ZM106 242H107V244L110 243L111 245H106ZM140 242L142 243L143 246L140 245L141 244ZM206 242H205V244H206ZM112 243H114L115 245L112 244ZM192 243H194V242H191L190 244L194 245ZM60 244H61V246H60ZM67 244H68L69 247L67 246ZM117 244H119V245H117ZM62 245H63L64 249H61V248H63ZM97 245L103 247L102 250L104 251V253H103L102 250H100L101 247H98ZM108 246H112V247L109 248ZM53 248H55V249H53ZM150 249L151 248L146 250V253H147L146 255L147 256H150V254L152 253L151 250H153V249H151V250ZM217 250L218 249L215 248V253L213 252L214 250H212L210 253H208L206 255L207 257L205 258V261L207 262V264H213V262H214V264L215 263L218 264V262H220V260L222 258V255L224 253H223V251L221 249H220V251L219 250L217 251ZM221 251H222V253H220ZM218 252H219V254H218ZM209 254L212 255L215 260ZM214 254H217V255L215 256ZM218 255H220V256H218ZM108 257H106V258H108ZM208 257H210V258H208ZM219 257H220V259H219ZM216 258H217V260H216ZM231 261H232V263H230V264H247V259L246 258H240V260L238 258H234V259L231 260V258H230V259L227 260V262H231ZM234 261L236 263H233Z\"/></svg>",
  "mask_w": 264,
  "mask_h": 264
},
{
  "label": "bare ground",
  "instance_id": "obj_2",
  "mask_svg": "<svg viewBox=\"0 0 264 264\" xmlns=\"http://www.w3.org/2000/svg\"><path fill=\"white\" fill-rule=\"evenodd\" d=\"M68 1H76V0H67V2ZM84 1V0H83ZM66 2V1H65ZM68 4H70V3H68ZM72 4V6H70L69 8H71V7H73V8H75V6H77L76 4H75V6H74V3H71ZM83 4V3H82ZM64 5V4H63ZM66 5H67V3H66ZM65 5V6H66ZM81 4H79V6H80ZM68 6H66L65 8H67ZM24 9H21V7L19 6V3H18V1L17 0H0V146H2V144H6V145H9L10 144V140L12 139V138H16L15 140H17V139H19V141H20V143H25V141L26 142H30V141H35V140H37V143L39 142V143H41V141L43 142V141H46L45 142V144L43 145V146H41L42 145V143H41V147H39V145H38V147H36V148H30V150H28V153H31V154H36L35 155V157H41V156H43V155H46V154H49V153H53V152H57L56 154H54V155H52L51 154V156H49L50 157V159H47V160H45V159H42V161L43 162H41V160H40V158H39V160H40V164H36L35 166H33L32 168H30V172H29V175H31V173H34V172H37V171H40V170H43V169H45V168H47V167H49V166H51L52 164H54L56 161H60V160H62V161H66V160H69V159H72V158H74L77 154H79L80 153V155L81 154H83L84 152H87V150L89 151V149H93L92 147H97V146H94V145H96V144H100V147L99 148H101L102 146H101V144L103 143H105L106 141H109V140H116V139H118V138H120V137H131L132 135H135V134H146L148 131H150V134H147V135H150L151 137H149V140H148V142H144V143H142V144H137V143H139V142H142V141H140V140H135V141H128L125 145H122V146H116L117 147V149H115V151H113V152H110V153H100L99 152V154H101V155H96V156H92V157H90V158H88V159H86V157H87V155L90 153V151H89V153L87 154V155H85L86 157H84L82 160H80L79 161V163H77V164H75L74 166H72V167H69V168H66V169H63V170H61L60 172H52V173H50L48 176H47V178L43 181V182H41V183H36V182H30L29 181V183H27V185H26V187H25V193L22 195V197L21 198H15V199H12V200H7L6 202L7 203H5L4 201L5 200H3V198H2V200H3V202H4V206H3V202H2V200H0V202H2V206H3V208H2V212L4 213H2L1 212V215L3 214V215H5L4 216V218H3V215H2V218L5 220V218H7L6 216H8V217H10V215H11V217L13 218V216H15L14 218L15 219H18L19 221H21V223H22V221H23V223L22 224H25V225H22V226H25V227H23V228H25V230L23 231V232H15V230H14V232H12V230H11V228H9L7 225H4V223L5 222H7L8 220H6L3 224H2V222L0 223V264H207V262L205 261V258L207 257L206 255L208 254V253H210L212 250H214L213 252L215 253V248H217L219 251H220V249L223 251V255H222V258H221V260H220V262H218V264H230V263H232V261L231 262H227V260L228 259H230L231 258V260L232 259H234V258H238L239 260H240V258H246L247 259V264H264V256H262L263 255V253H264V233H261L262 235H260L259 237H255L254 236V234H256L255 232H254V234L252 233V235L254 236L253 238H250V237H248V239H247V236H249V232L251 231V230H253V229H255V228H259V227H261V226H263L264 227V214H263V212L262 211H264V206H262V207H260V209L258 208V206H259V204H258V206L257 205H254V206H252V207H250V205H248L249 203L248 202H243V200H240V201H235L234 202V200H235V198H234V200H233V202H232V204H230L231 202L229 201V199L231 198H228V194L226 195L225 193V191H227V190H229V188L230 187H228L227 185L226 186H224V179L222 180L223 181V184H222V182H220L221 180H220V177H219V180H217V182L219 181V183H221L222 185L221 186H219V187H221V189H223L222 188V186H224L225 188L226 187H228V189L227 190H225L224 192L225 193H223L224 194V197H220V199L218 198L219 197V195L217 194L216 196H218L217 198L219 199H217V201H220V203L219 204H217L218 202L215 200H213V202H211L212 204H207V202H206V204L208 205L207 206V209H205L206 211H200L199 210V208H196V211H194V215L196 216V214L198 215V216H196L197 218H194V217H192L193 219H196L194 222H193V224L195 223L196 225L198 224V226H200L203 230H205V232H203V234L205 233V234H207V235H209L210 237H212V239L209 241L210 243V245H208L207 244V239H205V240H203V241H205L206 242V244H205V242H204V244H203V242L201 241V239L202 238H200L201 236L199 235H197L198 236V238H197V236L195 237L194 235V232L196 231L195 230V228L193 227V229L195 230V231H193V229L191 228V229H189V231L191 230L192 232H193V234H190L191 236L190 237H188L185 233H183L182 231H177L176 230V232H175V234H173L172 236H171V238H170V240H168V242H166V243H164V241L161 243V245L160 244H156V243H158L159 241H158V239H156V237H155V239H153V242H149L148 244H146L145 246H143L142 245V243L140 244V245H142L143 247H141L140 249L139 248H136L135 249V247H133V244L131 245L132 247L127 251V252H122V251H119V253H117V254H115V255H113V251H114V249H113V251H112V255H111V257H108V256H106V257H108V258H106V257H99V261H95V262H90V258H93V257H96L95 255H99V253L101 252H99L98 254H96V252L97 251H95V249H97L94 245H88V244H85L84 242L86 241H82L83 239V236H82V243H84L83 245L81 244V246L79 245H77V247L76 248H72L73 249V251H70V250H68V249H70V248H68L67 249V252L66 253H63V252H58V251H55V252H52V247L51 246H49V245H51V244H53V241H54V239H52V241H50V237L51 236H53V235H57L56 234V231H61L60 230V226L59 225H62V220H60V219H58L59 217L61 218V217H64L63 215H65V214H67L68 212H67V210H66V208L67 209H70L71 208V210L73 209L72 207H76V206H78V204H80V202L81 201H83V200H79V202H78V200H76L77 198H81V197H87L86 195H85V187L87 186V184L86 185H84V180H86L87 178H84L86 175H88L87 173H86V169H89V168H92V170H93V167H96V168H94V169H96V174L98 173H102V172H104V171H106L107 170V172H106V176H108L109 177V180L111 179L110 177H111V175H114V174H116L115 173V171H113V170H111V169H114V167H116V168H118L117 170H120V169H123L124 168V166H122V165H129V164H133V163H136V161H131V160H129V158H130V155H132V153H133V150L134 151H141V149H140V147H142V148H144L143 146H148V147H150L151 145L150 144H161L162 145V147L160 146V145H158L157 147H160V148H157V147H155V145H153L152 147H154V149L156 148V150H152L153 152H151V151H149V152H151L150 154L151 155H153L154 154V151L156 152V151H158L159 149H166V151H167V149H168V147L169 148H172L173 149V147H179V146H177L176 144L179 142V139H180V137L181 136H179V132H177L176 133V135H174L173 136V134L171 135V134H169L170 132H168L167 134H166V138L164 139V138H162L163 136L161 135L162 134V132L161 131H159V132H156V131H153L154 129H160V128H164V127H162V126H158L159 125V123H160V125L162 124V123H165V122H167L168 120H174L176 117H174L173 118V116L172 117H169V118H164L163 120H164V122H162L161 123V120H155L156 119V117H159L160 115L162 116L164 113H165V115H166V113H174L173 111H175L176 113L178 112L176 109L177 108H179L180 106H182V107H180L179 108V111H184V110H187V109H189L190 108V105H189V107L187 106V104H189V103H192V102H196V101H198V100H200V99H203V98H205V96L207 97V95H209V94H212V93H218V92H224V91H226V90H228V89H231L232 88V85H234L235 86V84H230V85H228L229 83H235L236 82V85H237V82L238 81H240L242 78L243 79H246V78H249V77H252V76H254L255 77V75H257L256 73H258V72H260V71H264V52H259L258 54H255V55H252L251 57H249L244 63H242L240 66H238V67H236L235 69H233V70H231V71H229V72H227L226 74H224V75H222L221 77H219L218 79H216L213 83H211V84H207V85H202L201 86V88H196V87H200V85H198V86H196L195 88H193V89H189V90H183V91H180L181 89H178L177 91L179 92H177L175 89H169V90H167V89H165V90H161V91H159V90H157V91H155V92H153L152 91V93H150V96H149V99H148V102H145V104H143V105H140V107L138 106L137 107V105H136V107H134V106H132L131 108H133V109H129V110H122L124 107H122V109H119L120 107H116V109H114V108H112V107H106V106H103V105H101V103L100 104H98V103H96V101H94L93 102V100L95 99L96 100V97L94 98V97H92V95H91V93H89L88 91H86L83 87H82V85H81V82H80V75H79V72H80V70H85V69H83V67H84V65H85V62H83V61H86V59H89L88 57H87V55H89V54H91V56L90 57H92V52H93V50H95V48L98 46V43H99V35H101V34H99V33H101L100 31H99V29L97 28V26L95 25V24H92L91 26H86V25H84V24H79V22H77L70 14L71 13H67V14H62L63 15V17H64V21H66L65 23L67 24V28H66V30H65V33L63 34V35H61L60 36V38L59 39H57V40H55V41H53L52 43H48V44H36V43H34V44H22V45H17V44H12V43H10L9 41H8V39H9V36L16 30V29H18L17 28V24H18V22L21 20V16L23 17V14H24V11H23ZM68 10H70V9H68ZM71 10H72V8H71ZM73 11H75V10H73ZM72 11V12H73ZM27 13V12H26ZM66 13V12H65ZM69 14V15H68ZM73 14V13H72ZM62 15H61V17H62ZM74 15V14H73ZM27 16V15H26ZM258 21H261L260 19L258 20ZM21 22V21H20ZM19 22V23H20ZM258 23V22H257ZM264 30V29H263ZM262 31V30H261ZM20 32V31H19ZM245 32V31H244ZM242 34V33H241ZM241 34L238 36V35H236V36H238L237 38H235V37H233V39H234V41H237V42H234V44L235 43H238V42H240V40L242 39V36H241ZM20 36V35H19ZM244 36V35H243ZM257 36H252V37H248V38H246V39H251V40H253L254 38H256ZM101 38V37H100ZM238 39V40H237ZM96 51V50H95ZM85 57H87V58H85ZM85 58V59H84ZM84 59V60H83ZM86 62H88V60L86 61ZM82 63H84V65H83V67H82ZM81 67H82V69H81ZM83 72V71H82ZM242 76V78L239 80V78H240V76ZM236 76H238L237 77V79L235 78ZM258 76V75H257ZM232 77L234 78V80H237V81H235L234 82V80L232 81ZM229 80H231V82L229 81ZM82 81H83V79H82ZM227 81H229V83L227 82ZM259 82L258 83H260L261 81H262V79H260V80H258ZM36 82H38L39 84L36 86L35 85V83ZM226 83H228L226 86H228L227 88H226V86H225V84ZM83 84V83H82ZM264 84V83H263ZM263 84H259V85H263ZM259 85H257L255 88H253L250 92H249V94H248V98H246V101H242L243 103H240V102H235V101H231L230 103H223L225 106V108H227V109H229V110H238V109H244V108H248V107H252V106H255V105H257V106H259L258 105V103H259V100L262 98V97H264V86H260L259 87ZM233 86V87H234ZM230 87V88H229ZM178 88V87H177ZM95 96V95H94ZM98 100V99H97ZM206 101V100H205ZM262 101H263V99H262ZM188 102V103H187ZM214 103V101H209V102H204V103H200V104H194V105H191L192 106V108H190L189 110L190 111H188V112H186L185 111V113H189V114H195V115H199V114H205V113H207L208 111H210L211 113H215V111L217 110V109H220L221 108V105H223V104H220V105H214V107L212 106V107H210L212 104ZM262 103V102H261ZM264 103V102H263ZM91 105V106H93V107H91V106H89V105ZM128 105V104H127ZM176 106H177V108H176ZM223 107V106H222ZM223 107V108H224ZM263 107H264V105H263ZM176 108V109H175ZM172 109H175V110H173V111H171ZM209 109V110H208ZM252 109H254V108H252ZM102 110H108V111H117L118 113H119V115L122 117V118H124V119H127V120H116V119H111V118H107L104 114H102V113H100ZM119 110H121V111H119ZM228 110V111H229ZM263 110V109H262ZM224 111L225 110H223V113H224ZM255 111V110H254ZM226 112V111H225ZM253 112V111H252ZM251 112V113H252ZM179 113V112H178ZM177 113V114H178ZM181 113V112H180ZM217 113V112H216ZM220 113V116H218V117H221V115H223V114H221V112H219ZM219 113H217V114H219ZM254 113V112H253ZM175 114V113H174ZM226 114V113H225ZM225 114L223 115V116H225ZM243 114V113H242ZM249 114H250V112H249ZM261 114H264V111L261 113ZM170 115V114H169ZM181 115H183L182 113H181ZM212 115V114H211ZM228 115V114H227ZM247 115V114H246ZM251 115H253V114H251ZM255 115V114H254ZM253 115V116H254ZM205 116H208V115H205ZM244 116V118H245V115H243ZM261 116H263V115H261ZM230 117H231V115H230ZM150 118V119H149ZM199 118H201V116L199 117ZM223 117H221V118H218V119H222ZM226 118V117H225ZM243 118V117H242ZM259 118V117H258ZM262 118V117H261ZM146 119H149V121L151 122L148 126H146L145 124H140V122L142 121L143 122V120H146ZM186 119V118H185ZM194 118H192L191 120H193ZM203 119V118H202ZM217 119V120H218ZM231 119V118H230ZM207 120V119H206ZM252 120V119H251ZM147 121V120H146ZM186 121H188V119L186 120ZM186 121H184V123L186 122ZM194 121H195V119H194ZM194 121H191L190 122V124H192V122L193 123H196V122H194ZM200 121V120H199ZM203 121V120H202ZM212 122H214V121H216V120H211ZM228 121V120H227ZM180 122V121H179ZM238 123H240V122H238ZM257 123V122H256ZM137 124V125H136ZM168 124V123H167ZM180 123H178V125H179ZM182 124V123H181ZM188 124V123H187ZM198 124V123H197ZM202 124V123H201ZM200 124V125H201ZM206 124H207V122H206ZM212 124V123H211ZM222 124V123H221ZM228 124H230V123H228ZM251 124H253V123H251ZM133 125V126H132ZM169 125V124H168ZM177 125V126H178ZM183 125H185V124H183ZM205 125V124H204ZM208 125V124H207ZM218 125H220V124H218ZM218 125H216V126H218ZM224 125V124H223ZM226 125V124H225ZM255 125V124H254ZM165 126H167V125H165ZM176 126V125H175ZM174 126V127H175ZM191 126V125H190ZM189 126V127H190ZM195 126V128H197L196 127V124L194 125ZM127 127H130V128H132L130 131H125L126 133H123L124 131H122V129H126ZM160 127V128H159ZM199 127V126H198ZM201 127V126H200ZM202 127H203V125H202ZM201 127V128H202ZM207 127V126H206ZM205 127V128H206ZM209 127V126H208ZM259 127V126H258ZM168 128V127H167ZM181 128V127H180ZM184 128H186V127H184ZM184 128L182 127V131H187L188 132V130L187 129H185L184 130ZM193 128V127H192ZM204 128V127H203ZM203 128H202V131H203ZM251 128V127H250ZM127 129H129V128H127ZM190 129V128H189ZM199 129V128H198ZM207 129V128H206ZM117 130H121L122 131V133H120L119 131H117ZM161 130V129H160ZM179 130V129H178ZM219 130V129H218ZM259 130V129H258ZM116 131V132H115ZM158 131V130H157ZM163 131V130H162ZM174 131V130H173ZM172 131V132H173ZM191 131V130H190ZM193 131H194V128H193ZM204 131H206V130H204ZM253 131V130H252ZM260 131H262V129L260 130ZM119 132V134L118 135H115L116 133H118ZM176 132V131H175ZM210 132V131H209ZM208 132V133H209ZM257 132V131H256ZM149 133V132H148ZM184 133H186V132H184ZM194 133V132H193ZM202 133V132H201ZM204 133V132H203ZM207 133V134H208ZM102 134H106V135H103V136H101V137H99L98 139H96V137H98L99 135H102ZM142 135V136H146V135ZM161 135L162 137H159V138H162L161 140H159L158 138V140L156 139V138H154V137H158V135ZM192 134V133H191ZM197 134V133H196ZM250 134V133H249ZM185 135V134H184ZM184 135H182V136H184ZM187 135V134H186ZM185 135V136H186ZM189 135V134H188ZM204 135V137L206 136L205 134H203ZM209 135V134H208ZM37 136V137H36ZM39 136H40V138L41 137H43V138H39ZM34 137H35V140H32V139H34ZM50 137V138H49ZM56 137V138H55ZM105 137V138H104ZM144 137H143V139H144ZM196 137V136H195ZM30 138V139H29ZM49 138V139H48ZM54 138V139H53ZM106 138H108L109 140H106ZM140 138V137H139ZM183 138V137H182ZM190 138H191V136H190ZM200 138V137H199ZM202 138V137H201ZM245 138V137H244ZM254 138V137H253ZM13 139V140H14ZM44 139V140H43ZM48 139V140H47ZM105 139V140H104ZM142 139V140H143ZM155 139V140H154ZM185 139V138H184ZM193 139V138H192ZM231 139V138H230ZM238 139V138H237ZM53 140V141H52ZM55 140V141H54ZM145 140H147V138L145 139ZM196 140H198L197 138H196ZM251 140H252V138H251ZM259 140V139H258ZM18 141V140H17ZM50 141H52V142H50ZM187 141V140H186ZM185 140L183 141V142H186ZM194 141H195V139H194ZM227 141V140H226ZM248 141V140H247ZM262 141V140H261ZM126 142V141H125ZM249 142V141H248ZM255 142V141H254ZM263 142V141H262ZM180 143V142H179ZM178 143V144H179ZM189 142L187 141V144H188ZM199 143V142H198ZM244 143V142H243ZM242 143V144H243ZM257 143V142H256ZM261 143V142H260ZM51 144V147H49L48 145H50ZM102 144V145H103ZM106 144H108V143H105V145ZM111 145H112V143H110ZM114 144V143H113ZM264 144V143H263ZM11 145V144H10ZM10 145L7 147L6 146V150H7V148H11L10 147ZM150 145V146H149ZM184 145V144H183ZM186 145V144H185ZM241 145V144H240ZM252 145H254V144H252ZM37 146V145H36ZM46 146H48V147H46ZM99 146V145H98ZM110 146V145H109ZM147 146H146V148H147ZM171 146H173V147H171ZM208 146V145H207ZM224 146V145H223ZM239 146V145H238ZM260 146V145H259ZM42 147H46V148H48V149H44V148H42ZM105 147V146H104ZM112 147V146H111ZM152 147H150L149 149L147 148V150H150V149H152ZM195 147H196V145H195ZM222 147V146H221ZM220 147V148H221ZM251 147V146H250ZM256 147H258V146H256ZM261 147V146H260ZM263 147H264V145H263ZM0 148H2V147H0ZM99 148H97L98 150L97 151H99ZM107 148H110V147H106V149ZM180 149L182 148V147H179ZM185 148V147H184ZM183 148V149H184ZM198 148V147H197ZM196 148V149H197ZM202 148H204V147H202ZM201 148V149H202ZM249 148V147H248ZM252 148H254V147H252ZM262 148V147H261ZM158 149V150H157ZM171 149V150H172ZM175 149V148H174ZM173 149V151L172 152H175V150H176V154H177V149H175L174 150ZM191 149V148H190ZM193 149V148H192ZM201 149H199V151H196L195 149V151L198 153V152H200V150ZM205 149V148H204ZM243 149H246V147L245 148H243ZM255 149V148H254ZM257 149H260V148H257ZM96 150V149H95ZM105 150V149H104ZM104 150H101V151H103L104 152ZM110 150V149H109ZM112 150H114V149H112ZM170 150V151H171ZM179 150V149H178ZM194 150H193V152H194ZM198 150V149H197ZM209 150V149H208ZM233 150V149H232ZM242 150V149H241ZM92 151V150H91ZM96 151V152H97ZM144 151L146 152V150H145V148H144ZM161 151V150H160ZM160 151H159V153H160ZM163 151V150H162ZM165 150H164V152H162V155H164L165 154V152H166ZM180 151H182V150H180ZM180 151L178 152V154L180 153ZM201 151H203V150H201ZM231 151V150H230ZM236 151V150H235ZM250 151V150H249ZM260 150H258V152H259ZM262 151H263V148H262ZM262 151H260V154H258V155H263L262 154ZM14 152V151H13ZM27 152V151H26ZM134 153L135 155L137 154L138 155V152L137 153ZM142 152H143V150H142ZM144 152V153H145ZM168 152H169V150H168ZM171 152V154H172V156L174 157V153H172ZM184 152H191V151H188V149H187V151L184 149ZM184 152H182V154L184 153ZM245 152V151H244ZM248 152V151H247ZM252 152H255L254 150L252 151V149H251V153ZM23 153L24 152H21V155H19V156H17L18 158L19 157H23L24 155H23ZM93 153H95L94 152V150H93ZM92 153V154H93ZM141 153V152H140ZM139 153V155H141ZM148 153V152H147ZM159 153L157 152V156H159ZM164 153V154H163ZM195 153V152H194ZM203 154H205L204 152H202ZM213 153V152H212ZM215 153V152H214ZM213 153V154H214ZM227 153V152H226ZM240 153V152H239ZM246 153V152H245ZM256 153H257V150H256ZM91 154V153H90ZM90 154L88 155V156H90ZM96 154H98V153H96ZM143 154V153H142ZM146 154V153H145ZM149 154V153H148ZM149 154V155H150ZM156 154V153H155ZM169 154V157L171 156L170 155V152L168 153ZM185 154V153H184ZM188 154V153H187ZM192 154V153H191ZM209 154V153H208ZM252 154H255V153H252ZM15 155V154H14ZM23 155V156H22ZM57 155V156H56ZM93 155H95V154H93ZM237 155V154H236ZM245 154H243L242 156H243V159H245L246 158V156L248 157L249 155H250V152H249V155L247 154L246 156H244ZM8 156H9V153H8ZM29 156V155H28ZM168 156V155H167ZM166 156V157H167ZM171 156V158H173ZM180 156L182 157V156H184V155H181L180 154ZM190 158H191V156L190 155H188ZM196 159H198L199 160V155H197L196 154ZM212 155H210V156H207V157H211ZM241 156V157H242ZM255 157H257L256 155H254ZM254 156H252V157H254ZM14 157L15 156H9V158H7L8 160H6V162L4 163V164H2V165H6V164H12V163H15V164H17V163H20L19 162V160H21L22 158H15L14 159ZM52 157V158H51ZM77 157V156H76ZM144 157V156H143ZM151 157V156H150ZM155 157V156H154ZM165 157V156H164ZM163 157V158H164ZM179 157V156H178ZM188 157V158H189ZM203 157V156H202ZM224 157H226V156H224ZM229 157H230V155H229ZM239 157V156H238ZM250 157V156H249ZM251 157V158H252ZM254 157V158H255ZM33 158V157H32ZM47 158V157H46ZM174 158H176V157H174ZM183 158V157H182ZM184 158L185 159H187L186 158V156H184ZM183 158V159H184ZM193 158H195L194 157V154H193ZM201 158V157H200ZM204 158V157H203ZM228 158V157H227ZM259 158V157H258ZM263 158V157H262ZM31 159V158H30ZM29 159V160H30ZM35 159V158H34ZM79 159H81V158H79ZM153 159V158H152ZM169 159V158H168ZM177 159H180V158H177ZM177 159H176V161H177ZM192 159V158H191ZM216 159V158H215ZM222 159V158H221ZM224 159V158H223ZM222 159V160H223ZM233 159V158H232ZM238 159V158H237ZM236 159V157H235V160H237ZM240 159H242V158H240L239 157V161H240ZM242 159V160H243ZM250 159V158H249ZM22 160H24V159H22ZM32 160V159H31ZM38 160V159H37ZM76 160H78V159H76ZM148 160V159H147ZM150 160V159H149ZM156 160V159H155ZM163 160H165V158L163 159ZM173 160V159H172ZM175 160V159H174ZM173 160V161H174ZM201 160H203V159H201ZM201 160H199V161H201ZM221 160V161H222ZM237 160V161H238ZM36 161V160H35ZM156 161H158L159 162V159L158 160H156ZM160 161H162V160H160ZM170 161V160H169ZM168 161V162H169ZM233 160H231L230 162H232ZM245 161H246V159H245ZM244 161V162H245ZM247 161H248V158H247ZM246 161V162H247ZM252 161V160H251ZM257 161V160H256ZM31 162V161H30ZM72 162V161H71ZM150 162H154V160L153 161H150ZM157 162V164H160V163H158ZM166 162V161H165ZM164 162V163H165ZM172 162V161H171ZM175 162V161H174ZM198 162V161H197ZM203 162V161H202ZM206 162V161H205ZM205 162H203V164L205 163ZM212 162L213 161H211V163H209V164H211L212 165ZM223 162V161H222ZM225 162V161H224ZM223 162V163H224ZM241 162V161H240ZM243 161H242V163H244ZM245 162V163H246ZM249 162V161H248ZM253 162V161H252ZM260 162V161H259ZM22 163V162H21ZM60 163V162H59ZM163 163V162H162ZM170 163V162H169ZM173 163V162H172ZM181 163V162H180ZM195 163V162H194ZM232 163H234V161L232 162ZM239 163V162H238ZM254 163V162H253ZM256 163V162H255ZM262 163V162H261ZM264 163V162H263ZM262 163V164H263ZM14 164V165H15ZM69 164V163H68ZM144 164V163H143ZM142 163L140 164L139 163V165L137 166V167H139V166H142L143 165ZM145 164H148V163H145ZM144 164V165H145ZM157 164H153V166L154 165H157ZM168 164V163H167ZM175 164H176V162H175ZM177 164H178V161H177ZM182 164V163H181ZM185 164H188V162L187 163H185ZM192 164H193V162H191V166H192ZM202 164V163H201ZM207 164V163H206ZM208 164V165H209ZM220 164H222V163H220V160H219V165ZM227 164V163H226ZM225 164V165H226ZM229 164V163H228ZM237 164V163H236ZM235 163L233 164V165H236ZM241 164V163H240ZM257 164V163H256ZM259 164V163H258ZM63 165V164H62ZM150 165V164H149ZM164 165V164H163ZM162 165V166H163ZM179 166H180V164H178ZM177 165V166H178ZM183 165V164H182ZM181 165V166H182ZM215 165H216V163H215ZM237 165H239V164H237ZM236 165V166H237ZM23 166V165H22ZM31 166V165H30ZM55 166V165H54ZM61 166V165H60ZM152 166V165H151ZM150 166V167H151ZM159 165H157V166H155L156 168H153V169H157V167H158ZM176 166V165H175ZM188 166H190L189 164H188ZM188 166H186L185 168L187 169V170H190V169H188L187 167ZM195 166V165H194ZM206 166V165H205ZM210 166V165H209ZM208 166V167H209ZM221 166V165H220ZM222 166H224V164L222 165ZM236 166H235V168H236ZM243 166V165H242ZM248 166H249V164H248ZM254 166H256V165H254ZM264 166V165H263ZM3 166H0V170H2V169H4V168H2ZM62 167V166H61ZM130 167H131V165H130ZM130 167H128V168H130ZM135 168L136 169V167H135V165L134 166H132V168ZM143 167V166H142ZM146 167L148 168V165H146ZM160 167L161 166H159V168L158 169H160ZM164 167V166H163ZM171 167V166H170ZM184 167V166H183ZM207 167V166H206ZM214 167H216V166H214ZM224 167H226V166H224ZM239 167V166H238ZM238 167L236 168V169H238ZM6 168V167H5ZM19 168V167H18ZM52 168V167H51ZM50 168V169H51ZM111 168V169H110ZM127 168V167H126ZM127 168V169H128ZM133 168V169H134ZM140 168V167H139ZM144 168V167H143ZM142 168V169H143ZM162 168V167H161ZM175 168V167H174ZM185 168H184V170H185ZM199 168V167H198ZM197 168V169H198ZM217 168L219 169V166L217 165ZM228 168H231V170H233V169H235V168H233L232 169V167H228ZM228 168H227V170H228ZM242 168V167H241ZM240 168V169H241ZM250 168V167H249ZM248 168V169H249ZM257 168H259V167H256V169ZM262 167H260V169H261ZM127 169H125L126 170V172H127ZM142 169H140V170H142ZM145 169V168H144ZM143 169V170H144ZM166 169H167V167H166ZM172 169H173V167H172ZM180 169V168H179ZM178 169V171L180 172V170L182 169H180L179 170ZM192 169V168H191ZM200 169V168H199ZM198 169V170H199ZM201 169H203V168H201ZM204 169H207V168H204ZM203 169V170H204ZM212 168L210 167V170H211ZM221 169H223V168H221ZM225 169V168H224ZM247 169V168H246ZM251 169V168H250ZM262 169H264V167L262 168ZM261 169V170H262ZM129 170H132V169H128V171ZM137 170V169H136ZM149 169H147V170H145V172L146 171H148ZM183 170V169H182ZM194 170V169H193ZM202 170V171H203ZM210 170H209V173L211 174V172H210ZM214 170V169H213ZM215 170H216V168H215ZM226 170V169H225ZM230 170V169H229ZM231 170H230V172H231ZM243 170V169H242ZM258 170V169H257ZM20 171V170H19ZM22 171V170H21ZM20 171V172H21ZM133 171V170H132ZM150 171V170H149ZM152 171V170H151ZM154 171V170H153ZM170 172L172 171V170H169ZM169 171L167 170L166 171V174H169ZM176 173H177V171H176V168H175V170H174ZM197 171V170H196ZM208 171V170H207ZM206 171V172H207ZM234 171V170H233ZM249 171H251V170H249ZM248 171V172H249ZM256 171V170H255ZM19 172V174H23V172H21L20 173ZM27 173H28V171H26ZM124 172V171H123ZM140 172V171H139ZM160 172L161 173H163V172H165V168L163 169V171H161L160 170ZM168 172V173H167ZM191 172V171H190ZM194 172V171H193ZM217 172H218V170H217ZM222 172V171H221ZM224 172V171H223ZM222 172V173H223ZM237 172H241V171H239V169L237 170ZM242 172H244V170L242 171ZM241 172V173H242ZM246 172V171H245ZM257 172V171H256ZM258 172H259V170H258ZM25 173V172H24ZM118 173H120V172H118ZM125 173V172H124ZM124 173H122L123 175H124ZM135 173V172H134ZM136 173H138L137 171H136ZM142 173V174H141ZM143 171H141L140 172V174L142 175V176H145V175H143ZM146 173H148V172H146ZM197 173H198V171H197ZM197 173H196V177L197 176H199V175H197ZM203 173H204V171H203ZM213 173V172H212ZM220 173V172H219ZM218 173V175H220L221 176V174H219ZM233 173V172H232ZM235 173V172H234ZM233 173V174H234ZM21 174V175H22ZM96 174H94L95 175V177L97 178V176L98 175H96ZM122 174H120L121 175V177H122ZM174 174V173H173ZM173 174H171V175H173ZM179 174V173H178ZM189 174H193V176H194V174L195 173H189ZM205 174V173H204ZM224 174V173H223ZM223 174H222V176H223ZM227 174H230L229 173V171H228V173ZM238 174V173H237ZM246 174V173H245ZM244 174V175H245ZM247 174H249V173H247ZM250 174H251V172H250ZM257 174V173H256ZM14 175H16V174H14ZM61 176V177H65L64 179L66 180V182L67 183H65L64 185H67V186H58V187H53L55 184H56V182H53V181H55L54 180V178L53 177H57V176ZM80 175H83V176H80ZM90 175V174H89ZM100 175V174H99ZM131 175V174H130ZM129 175V176H130ZM149 175V174H148ZM151 175V174H150ZM149 175V176H150ZM155 175L158 177V175H160L159 174V171H158V175H157V172L155 173ZM165 175V173L164 174H162L161 176H164ZM177 174H175L174 176H176ZM187 175V174H186ZM186 175H184V177L186 176ZM206 175L208 176V174L206 173ZM211 175H214V174H211ZM216 175H217V173H216ZM235 175V174H234ZM240 175V174H239ZM243 175V174H242ZM243 175V176H244ZM252 175H254V173H253V170H252ZM252 175H249V176H251L252 177ZM13 175H11L10 177L11 178H9V179H11V181H13L12 180V178H16V177H12ZM19 176V175H18ZM23 176H24V174H23ZM28 176V175H27ZM117 176H119L118 174H117ZM115 177V178H119V177ZM133 175H131V177L130 178H132V179H135L134 177H136L135 175L132 177ZM138 176H139V178L140 179H142L141 178V176L138 174ZM149 176H147V177H149ZM151 176H153V175H151ZM161 176H160V181H162L163 180V178H162V180H161ZM169 176H170V174H169ZM202 176H204V177H206V178H208L207 176H205V175H202ZM227 176V175H226ZM225 176V174H224V177H226ZM22 177V176H21ZM94 177V178H95ZM107 177V178H108ZM154 177V176H153ZM152 177V178H153ZM165 177H166V175H165ZM171 178H172V176H170ZM178 177V176H177ZM204 177H202L203 179H204ZM213 177V176H212ZM216 177V176H215ZM214 177V179L216 180V178ZM228 177H230V176H228ZM233 178H234V176H232ZM237 177V176H236ZM239 177V176H238ZM248 177V176H247ZM260 177V176H259ZM5 178V177H4ZM7 178V177H6ZM18 178V177H17ZM16 178V179H17ZM99 178V177H98ZM106 178V177H105ZM106 178V179H107ZM126 178V175H125V177L124 178H122V179H125ZM130 178L129 179H127V180H130ZM137 178V177H136ZM150 178V177H149ZM168 179H169V177H167ZM167 178H165L166 180H168ZM174 178V177H173ZM172 178V179H173ZM182 179H183V177H181ZM181 178L179 177V180L181 181V182H184V180L182 181L181 180ZM187 178H188V175H187ZM192 178V177H191ZM195 178V177H194ZM205 178V179H206ZM211 178V177H210ZM218 178V177H217ZM227 178V177H226ZM225 178V179H226ZM240 178H241V175H240ZM244 178H245V176H244ZM244 178L243 179H241V180H244ZM249 178V177H248ZM255 178V177H254ZM9 179H5L6 181L7 180H9ZM113 179H114V177H113ZM122 179L120 180V181H122ZM131 179V181L133 182L134 180H132ZM138 179V178H137ZM139 179V180H140ZM145 179H147V178H144L143 177V180L145 181V184H144V182H143V180L142 181H140V183L142 184V182H143V186L141 185L140 186V183H137V181H136V179H135V183H137V186L141 189V187H143L142 189H145L144 187H147L146 188V190H144V191H146V192H148V193H146V194H144L143 196H145V195H153V193L151 194V192H152V190L149 188V191L147 190L148 189V186H144V185H146V181L147 180H145ZM154 179V178H153ZM152 179V180H153ZM158 179V178H157ZM175 179V178H174ZM173 179V180H174ZM186 179V178H185ZM189 179V178H188ZM187 179V180H188ZM212 180H213V178H211ZM247 179V178H246ZM253 179V178H252ZM251 179V180H252ZM264 178H261V180H260V182L263 180ZM65 180H64V182H65ZM100 180H102V179H100ZM112 180V179H111ZM114 180H116V179H114ZM151 180V178H150V182L152 181ZM171 180V179H170ZM172 180V181H173ZM179 180H177V181H179ZM193 180H196V179H193ZM215 180H214V183H215ZM227 180H229L228 178H227ZM238 180V179H237ZM257 180V179H256ZM4 181V180H3ZM10 181V180H9ZM19 181V180H18ZM93 181H94V179H93ZM98 181V180H97ZM154 181L156 182L157 180H156V177H155V179H154ZM160 181H158V182H160ZM172 181H171V183H172ZM206 181H208V179H206ZM205 180H204V182H206ZM226 181V180H225ZM232 181V180H231ZM230 181V182H231ZM240 181V180H239ZM238 181V182H239ZM248 181V180H247ZM258 181V180H257ZM8 182V181H7ZM16 182V181H15ZM22 182H24V181H22ZM91 182V181H90ZM90 182H88V183H90ZM106 182H108V180H106ZM113 185H117V180L116 181H110ZM127 182V181H126ZM126 182H123V184H126L127 185V183ZM130 182V181H129ZM128 182V184H132L131 182L129 183ZM134 182H133V184H134ZM149 182V180L147 181V183ZM153 182V181H152ZM152 182H151V184H152ZM155 182H153V187L154 188H152L153 190H154V192H155V190L158 188H156L155 186L158 184L157 182H156V185L154 184ZM174 183H175V180L173 181ZM181 182H179V183H181ZM195 182V181H194ZM197 182H198V180H197ZM196 182V183H197ZM212 181H210V183H211ZM215 183V185H217L218 186V184L219 183ZM226 182H228V181H226ZM229 182V183H230ZM237 182V181H236ZM236 182H235V184H236ZM237 182V184L239 185V183ZM255 182V181H254ZM1 183H2V181H1ZM6 183V182H5ZM9 183V182H8ZM14 183V182H13ZM19 183H20V181H19ZM19 183H17V184H19ZM87 183V182H86ZM100 183H102V182H100ZM99 183V184H100ZM104 183V182H103ZM122 183V182H121ZM171 183H169V185L171 184ZM177 183V182H176ZM191 183V185H192V181L190 182ZM201 183V182H200ZM203 183V182H202ZM201 183V184H202ZM208 182H206V184H207ZM213 183V182H212ZM213 183V184H214ZM246 183V182H245ZM123 184H121V186L123 185ZM161 184H165L164 183V180H163V182L161 183ZM167 184H168V182H167ZM195 184V183H194ZM198 184V183H197ZM212 184V185H213ZM226 184V183H225ZM234 184V185H235ZM236 184V185H237ZM250 184V183H249ZM249 184H248V186H246V188L247 187H249ZM258 184H259V182H258ZM9 185V184H8ZM16 185V184H15ZM136 185V184H135ZM135 185L134 186H131V187H135ZM148 185H150L149 183H148ZM162 185V186H163ZM182 185V184H181ZM186 185V184H185ZM188 185H189V183H188ZM203 185V184H202ZM205 185V184H204ZM208 185V184H207ZM209 185H211V184H209ZM214 185V186H215ZM220 185V184H219ZM232 186L231 187H233L234 185L233 184H231ZM242 185H243V182H242ZM246 185V184H245ZM252 185V187H253V183H251L250 184V186ZM68 186H71V189H70V191L68 192V193H66V194H64V193H61L62 192V190L64 189V188H68ZM91 186V185H90ZM95 186V185H94ZM120 185L118 186L117 185V187H118V189H119V187H121ZM128 186L129 185H127V188L126 189H128ZM136 186V188H134V190L136 191V189H138V190H140L138 187ZM173 186V185H172ZM172 186H170V187H172ZM178 186H180V185H177V187ZM184 186V185H183ZM193 186V185H192ZM214 186H213V188H214ZM217 186H216V188H217ZM241 186V185H240ZM8 187H10V186H8ZM13 187H14V185H13ZM93 187V186H92ZM105 187V186H104ZM108 187V186H107ZM112 187V186H111ZM116 187V188H117ZM124 187V186H123ZM163 187H166L165 185L163 186ZM163 187H161L160 189H162ZM182 186H180V188H181ZM188 187V186H187ZM186 187V188H187ZM189 187H191V186H189ZM194 187V186H193ZM203 187V186H202ZM235 187V186H234ZM255 187H257V184H256V186ZM254 187V188H255ZM4 188V187H3ZM115 188V189H116ZM156 188V189H155ZM167 188H169V186L168 187H166V189ZM174 189L176 188V187H173ZM210 189H211V187H209ZM236 188V187H235ZM243 188V187H242ZM242 188H241V190H242ZM259 188L260 187H258L257 189H258V191H261V190H259ZM0 189H2V188H0ZM6 189H7V187H6ZM9 189V188H8ZM12 189L13 188H10V192L12 191ZM22 189H23V187H22ZM114 189V188H113ZM163 189H165V188H163ZM162 189V190H163ZM182 189H183V187H182ZM189 189V188H188ZM194 189L196 190V185H195V187H194ZM198 189V188H197ZM203 189V188H202ZM202 189H201V191H202ZM206 189V188H205ZM218 189H220V188H218ZM247 189H250V187L249 188H247ZM247 189H245V187H244V190H247ZM257 189H256V191H257ZM262 189V188H261ZM88 190H90V189H88ZM119 190H124V189H119ZM129 190V189H128ZM150 190H151V192H150ZM168 190V189H167ZM167 190H166V194H167ZM170 190H171V188H170ZM206 190H208V189H206ZM205 190V191H206ZM213 190V189H212ZM214 190H215V188H214ZM212 191L210 194H212L213 192H217V190L216 191ZM231 190V189H230ZM235 190V189H234ZM233 190V191H234ZM243 190V191H244ZM251 191L253 190L252 188L250 189ZM264 190V189H263ZM262 190V191H263ZM7 191V190H6ZM6 191H4L3 193H5ZM16 191V190H15ZM23 191V190H22ZM113 190H111L110 192H112ZM118 191V190H117ZM131 191H133L132 189H131ZM144 191H142V192H144ZM157 191V190H156ZM174 191V190H173ZM177 191H179V190H177ZM181 191V190H180ZM187 191V190H186ZM219 191V190H218ZM221 191V190H220ZM261 191V192H262ZM1 192V191H0ZM121 192V191H120ZM130 193V192H127L126 190L124 191V196L126 195V193ZM139 192H141V191H139ZM158 192H159V189H158ZM169 192V191H168ZM183 192V191H182ZM188 192V191H187ZM241 192V191H240ZM240 192H238L239 194H240ZM249 191H247V193H248ZM7 193H8V191L6 192V194H5V196L7 195ZM20 192H18V194H19ZM106 193V192H105ZM104 192H103V194H105ZM107 193H108V191H107ZM118 193V192H117ZM115 194L114 193V195H116V196H118V194ZM132 193H134V194H138V192L136 191V192H132ZM156 194H158L157 192H155ZM154 193V194H155ZM160 193V192H159ZM170 193H173L172 192V190H171V192ZM202 193V192H201ZM200 193V194H201ZM204 193V192H203ZM222 193V192H221ZM228 193V192H227ZM241 193H243V192H241ZM244 193H246L245 191H244ZM247 193H246V196H247ZM253 193V192H252ZM0 194H2V193H0ZM17 194V193H16ZM92 194V193H91ZM94 194V193H93ZM103 194H99V196H97V197H100V196H102ZM112 194V193H111ZM120 194H123V193H120ZM119 194V195H120ZM136 194V198H137V201H138V199L141 197V199H139V202H140V200H142L143 198H145V197H142V195L141 196H139V195H137ZM139 194H141V193H139ZM155 194V195H156ZM164 194V193H163ZM177 194V192L175 193V195ZM195 194H197V193H195ZM205 194H206V192H205ZM205 194H204V196H205ZM208 194H209V191H208ZM214 195H215V193H213ZM220 194V193H219ZM223 194H220V195H223ZM234 194V193H233ZM238 194V195H239ZM249 194V193H248ZM250 194H251V192H250ZM250 194H249V197H250ZM13 195H15V194H13ZM96 195V194H95ZM94 195V196H95ZM114 195H112V197L114 196ZM128 195V194H127ZM130 195V194H129ZM133 195V194H132ZM155 195H153L152 197V199H154V196ZM160 195H161V193H160ZM159 195V196H160ZM165 195V194H164ZM164 195H162L163 197H164ZM175 195H174V197H175ZM181 195H183L182 193H181ZM187 195V194H186ZM186 195H185V197H186ZM193 195H194V192H193ZM207 195V194H206ZM214 195L212 196V195H209V197H214ZM235 195H236V193H235ZM238 195H236V196H238ZM242 195H244V194H242ZM241 195V196H242ZM252 195H254L256 198H253L254 200L255 199H258L257 201H264V192H262V193H258V192H256V194H252ZM4 196V195H3ZM106 196H108V194L106 195ZM131 196V195H130ZM129 196V197H130ZM139 196V197H138ZM165 196H168V195H165ZM178 196V195H177ZM176 196V197H177ZM191 196H192V194H191ZM2 197V196H1ZM97 197H93L92 196V198H94V199H96L97 200V202L96 203H98V201L99 202H101L102 201V205L104 206V202L105 201H107V200H109V198L111 199V195H110V197L107 199V200H102L101 198H103V196L102 197H100V199L101 200H98L97 199ZM125 197H126V199H125ZM123 199H125L124 200V202H122V204L121 205H126V203L125 202H127V204H128V202H130V201H133V198L131 199V200H129L128 199V201H127V197L128 196H125ZM128 197V198H129ZM134 197V196H133ZM148 197H151V196H148ZM148 197H146L145 199H149ZM158 197V195L156 196V201H157V198ZM170 197L171 198H173L174 199V197L172 196V195H170ZM197 197V196H196ZM5 198V197H4ZM49 198H52L53 199V204L57 207H63V206H65V204H66V208H58L59 210L58 211H54V212H56V213H44V214H40V219L42 218V220L40 221V223H38L36 220H38V219H35V218H33V220L35 219V223L36 224H41V223H43L42 221H43V216H45V217H47L44 221L46 222H44L45 224L43 225V227H42V229L41 228H39V229H34V226L32 225V221H30L32 218H30L29 219V216L31 217V215H30V213H31V209H32V207H34L35 209H36V207L35 206H28L27 208H26V210H22V208L24 207L23 206V204L24 203H28V204H39V203H41L42 204V202H44V200H47V199H49ZM88 198V197H87ZM87 198H85V199H87ZM136 198H135V200H136ZM159 198H161V197H159ZM167 199V200H172V199ZM179 198L181 199V197L179 196ZM179 198H178V200H179ZM202 198H204V197H201V200H202ZM216 198V197H215ZM214 198V199H215ZM242 198V197H241ZM245 198V197H244ZM248 198V197H247ZM246 198V199H247ZM252 198V197H251ZM7 199H8V197H7ZM82 199V198H81ZM103 199H106L105 198V196H104V198ZM114 199H115V196H114ZM117 199V198H116ZM115 199V200H116ZM144 199V201H146ZM154 199V200H155ZM166 199V198H165ZM177 199V198H176ZM176 199L174 200V201H176ZM182 199H184V197L182 198ZM187 199V198H186ZM206 199H208V198H206ZM205 198H204V200H206ZM212 199V198H211ZM210 199V200H211ZM238 199H239V196H238ZM51 200V199H50ZM49 200V201H50ZM61 200H63L62 202H61ZM93 199H91V201H92ZM118 200V199H117ZM116 200V201H117ZM121 199H119V201H120ZM150 200V199H149ZM149 200H148V202H149ZM199 200V199H198ZM227 200L229 201V207H226V203L225 202H227ZM248 200V199H247ZM251 200V199H250ZM48 201V200H47ZM46 201V202H47ZM91 201H89V202H87V203H89L90 204V202ZM94 201V200H93ZM91 202L92 204L94 203V202ZM114 200H113V198H112V200H111V203L113 202ZM137 201H136V203H137ZM152 201L153 200H150V202H151V205H153V206H156L155 205V202L154 203H152ZM165 201V200H164ZM182 201V203H183V200H181ZM208 201H209V199H208ZM232 201V200H231ZM44 202L45 203V205L47 204V203H50V202ZM70 202V203H69ZM71 202H74V203H71ZM84 202V201H83ZM85 202V203H86ZM108 203H110V201H107ZM135 202V201H134ZM147 202V201H146ZM147 202V203H148ZM173 202V201H172ZM177 202H179L180 203V201H177ZM186 202V201H185ZM189 202V201H188ZM198 202V201H197ZM210 202V201H209ZM208 202V203H209ZM254 202H256V201H254ZM82 203V202H81ZM104 203V204H103ZM107 203V204H108ZM110 203V204H111ZM113 203H116V202H113ZM112 203V204H113ZM119 203H121V202H119ZM163 203H165V202H163ZM168 203H170V202H168ZM167 202L165 203V205H167L168 204ZM175 203V202H174ZM182 203H181V205H182ZM191 203V202H190ZM201 203V202H200ZM215 203H216V206H215ZM248 203V204H247ZM62 204H63V206H62ZM100 204V203H99ZM110 204H109V208H111L113 205H111V207H110ZM118 204V203H117ZM133 204V202L131 203V205ZM135 204V203H134ZM138 204V203H137ZM136 204V205H137ZM143 205V200H142V203L140 202L139 203V208H141L140 206L141 205ZM150 204V203H149ZM196 204V203H195ZM203 204V203H202ZM223 204V205H222ZM262 204L264 205V202H262ZM262 204H260V205H262ZM1 205H0V207H1ZM45 205H44V207H45ZM53 205V206H54ZM82 206H84V205H86V204H84L83 205V203L81 204ZM88 205V204H87ZM95 205V204H94ZM119 205V204H118ZM131 205H129V206H127L128 208H132V206ZM159 205H161V202L159 203ZM172 205V204H171ZM175 206H176V204H174ZM180 205V204H179ZM204 205V204H203ZM252 205V204H251ZM23 206V207H22ZM25 206H27L26 204H25ZM50 205L48 204V207H49ZM52 206V207H53ZM96 206H98V205H96ZM105 206H106V204H105ZM104 206V208H106ZM117 206V205H116ZM116 206H114V210H115V208H116ZM131 206V207H130ZM135 206V205H134ZM138 206V205H137ZM146 206H147V204H146ZM150 206V205H149ZM170 206V205H169ZM168 206V207H169ZM190 206H191V208H192V206H194V203L191 205L190 204ZM40 207V206H39ZM44 207L42 206V208L44 209ZM51 207V206H50ZM49 207V208H50ZM81 207V206H80ZM92 206L90 205L88 208H91ZM117 207H119V208H122L121 206H117ZM126 207V206H125ZM173 207V206H172ZM172 207H170L169 209H171ZM195 207H196V205H195ZM204 207L206 208V206L204 205ZM213 207V208H212ZM93 208H94V206H93ZM92 208V209H93ZM96 209H97V207H95ZM98 208H100V207H98ZM101 208H103L102 206H101ZM119 208H117V209H119ZM143 208H145V206L143 207ZM149 208V207H148ZM148 208H147V211H149L148 210ZM151 208V207H150ZM149 208V209H150ZM154 208V207H153ZM152 208V210H154ZM161 209V208H163V207H158V209ZM179 208V207H178ZM184 208V210L183 211H185V207H183ZM186 208H187V206H186ZM188 208H189V205H188ZM230 209L231 211H232V208H235V211L236 210H238V211H236V212H242L241 210H246V209H249L248 210V212H246V213H241V216H240V220L241 221H238V222H236V220H235V217H234V215L235 214H237V213H235V214H232L233 216H229V212H227V214H226V210L227 209ZM261 208H262V210H261ZM77 210H79L78 208H76ZM82 209H84L83 207H82ZM81 209V210H82ZM107 209V208H106ZM112 209V210H113ZM116 209V211H118ZM123 209H126V208H124L123 207ZM122 209V210H123ZM138 209V208H137ZM136 209V210H137ZM142 209V208H141ZM140 209V210H141ZM156 209H157V207H156ZM165 208H163V209H161V211L162 210H164ZM166 209H167V207H166ZM30 210V211H29ZM37 210V209H36ZM42 210V209H41ZM89 210V209H88ZM104 210V209H103ZM108 210H110V209H108ZM107 210V211H108ZM110 211V213L111 212H113V211ZM120 210V209H119ZM121 210V211H122ZM127 211V213H128V209H126ZM139 210V209H138ZM139 210V211H140ZM142 210H144V209H142ZM188 210V209H187ZM197 210H199V212L197 211ZM44 211H45V209H44ZM72 211H74V210H72ZM156 212H157V210H155ZM173 211V210H172ZM177 211V210H176ZM234 211V212H235ZM41 212V211H40ZM39 212V213H40ZM65 212H67V213H65ZM76 212V211H75ZM78 212H84L83 210L82 211H78ZM88 212V211H87ZM101 212V211H100ZM109 212V211H108ZM115 212V211H114ZM113 212V213H114ZM135 212V211H134ZM141 212V211H140ZM151 213H153L152 211H150ZM149 212V213H150ZM162 212H164V211H162ZM173 212H175V211H173ZM178 212H180V209H179V211ZM234 212H232V213H234ZM33 213H36V212H33ZM65 213V214H64ZM95 214H96V212H94ZM109 213V214H110ZM116 213V212H115ZM148 213V214H149ZM150 213V214H151ZM229 213V214H228ZM247 213H250V214H247ZM38 213H36V215H37ZM76 214H77V212H76ZM87 215H88V213H86ZM86 214H84V215H86ZM90 214V213H89ZM100 214V213H99ZM104 214V213H103ZM112 214V213H111ZM110 214V215H111ZM131 214V213H130ZM172 214V213H171ZM170 214V215H171ZM191 214V213H190ZM192 214V215H193ZM33 215V214H32ZM69 215H70V213H69ZM79 215V214H78ZM78 215H76V216H78ZM94 215V214H93ZM101 215H102V213H101ZM106 215V214H105ZM109 215V216H110ZM124 215H125V211H124ZM123 215V216H124ZM127 215V214H126ZM146 215V214H145ZM169 215V214H168ZM168 215H167V217H168ZM185 216L187 215L188 217H189V215L188 214H184ZM226 215H228V217L226 216ZM73 216V215H72ZM106 216H108V214L106 215ZM106 216H105V218H106ZM122 216V217H123ZM144 216V215H143ZM149 216V215H148ZM181 216V212H180V215H179V217ZM186 216V217H187ZM236 216V215H235ZM35 217V216H34ZM71 217V216H70ZM85 217V216H84ZM84 217L82 218L83 220H84ZM88 217V216H87ZM93 218V216H89V218ZM103 217V216H102ZM115 217V216H114ZM117 217V216H116ZM119 217H120V215H119ZM125 217V216H124ZM140 216L138 215L137 216V220H138V218H139ZM147 217V216H146ZM150 217V216H149ZM176 217V216H175ZM237 217V216H236ZM66 218H68V217H65V219ZM73 218V217H72ZM78 218V217H77ZM77 218H76V220H77ZM80 218V217H79ZM86 218V217H85ZM95 218V217H94ZM93 218V219H94ZM97 218H99L100 219V215H99V217L97 216ZM109 218V217H108ZM128 218H129V216H128ZM164 218V217H163ZM0 219H1V216H0ZM61 219H63V218H61ZM82 219H81V222H82ZM88 219V218H87ZM96 219V218H95ZM133 219H135V218H133ZM140 219V218H139ZM160 219V218H159ZM158 219V220H159ZM162 219V218H161ZM165 219H166V215H165ZM180 219H183V218H180ZM202 219H203V221H202ZM237 219V218H236ZM2 220V219H1ZM0 220V221H1ZM18 220H14V221H17V224L18 223H20V222H18ZM58 220H59V222H58ZM76 220H74V222L76 221ZM105 220H107V219H105ZM120 220H122L121 218H120ZM125 220V219H124ZM158 220H156V221H158ZM10 221H11V219H10ZM13 221V220H12ZM12 221H11V223L10 224H12ZM13 221V222H14ZM39 221V220H38ZM48 221V222H47ZM85 221H86V219H85ZM88 221H92V219L91 220H89L88 219ZM102 221V220H101ZM110 221V220H109ZM112 221V220H111ZM129 221V220H128ZM139 221V220H138ZM142 221V220H141ZM155 221V222H156ZM162 221V220H161ZM170 221V220H169ZM173 221V220H172ZM176 221H177V219H176ZM202 221V222H201ZM25 222V223H24ZM66 222V220L65 221H63V224ZM69 222V221H68ZM73 222V223H74ZM80 222V223H81ZM96 222H99V221H96ZM103 222V221H102ZM105 222V221H104ZM104 222H103V225H101L102 227L104 226ZM107 222H108V220H107ZM115 222V221H114ZM120 222V221H119ZM125 222V221H124ZM123 222V223H124ZM131 222H132V220H131ZM140 222V221H139ZM164 222H166L165 220H164ZM180 222V221H179ZM178 222V223H179ZM183 222V221H182ZM188 222V221H187ZM192 222L191 223H189V224H191V226H193V224H192ZM9 223V222H8ZM49 223H51V224H49ZM71 223H72V221H71ZM76 223V222H75ZM92 223H94L95 224V222H93L92 221ZM100 223V222H99ZM112 223H113V221H112ZM121 223V222H120ZM148 223V222H147ZM153 223V222H152ZM174 223H175V221H174ZM200 223V224H199ZM14 225L13 226H15L16 224L15 223H13ZM33 224H34V222H33ZM48 224V225H47ZM83 224V223H82ZM81 224V225H82ZM86 224V223H85ZM107 224H111V222L109 223H107ZM106 224V225H107ZM149 224V223H148ZM147 224V225H148ZM172 224H173V222H172ZM177 223H175V225H176ZM185 225H186V222L184 223ZM194 224V225H195ZM19 225V224H18ZM21 225V224H20ZM19 225V226H20ZM52 225H54V226H57L56 228L54 227L53 228V226ZM67 225H68V223L65 225V227H67ZM93 225V224H92ZM96 225H98L97 223H96ZM115 225V224H114ZM146 225V224H145ZM169 225V224H168ZM174 225V227H176ZM22 226H20V227H22ZM31 226H33V227H31ZM36 226V225H35ZM68 226H72V224H70V225H68ZM88 226V225H87ZM93 226H95V225H93ZM99 226H100V224H99ZM100 226V227H101ZM127 226V225H126ZM144 226V225H143ZM149 226V225H148ZM147 226V227H148ZM166 226H167V224H166ZM170 226V225H169ZM178 226V225H177ZM181 226V225H180ZM182 226H183V224H182ZM187 226H189L188 224H187ZM233 226H238V228H240V229H238V230H234L233 229ZM16 227H17V225H16ZM36 227H39V225L38 226H36ZM35 227V228H36ZM62 227V226H61ZM85 227V226H84ZM84 227H82L81 226V228H84ZM89 227V226H88ZM97 227V226H96ZM95 227V228H96ZM100 227H98V228H100ZM101 227V228H102ZM179 227V226H178ZM178 227H176V228H178ZM190 227V226H189ZM197 227V226H196ZM253 227H255V228H253ZM262 227V228H263ZM15 228V227H14ZM18 228V227H17ZM23 228H21V229H23ZM32 228V229H31ZM68 228V227H67ZM72 228H74V225H73V227ZM93 228V227H92ZM100 228V229H101ZM106 228H107V226H106ZM109 228H111L110 226H109ZM119 228V227H118ZM140 228V227H139ZM138 228V229H139ZM141 228H143V229H145L144 227H142L141 226ZM160 228H162L161 226H160ZM164 228V227H163ZM162 228V229H163ZM175 228V229H176ZM185 228V227H184ZM201 228H199L200 229V231H203V230H201ZM19 229V228H18ZM63 229V228H62ZM78 230H80L79 228H77ZM85 229V228H84ZM83 229V230H84ZM113 229H114V227H113ZM159 229V228H158ZM180 229V228H179ZM186 229V228H185ZM264 229V228H263ZM17 230V229H16ZM75 231L76 230V228L75 229H72V231ZM86 230V229H85ZM88 231L90 230V228H88L87 229ZM92 230V229H91ZM103 230V229H102ZM102 230H101V232H102ZM105 230V229H104ZM103 230V231H104ZM107 230H108V228H107ZM115 230V229H114ZM149 230V229H148ZM157 230V229H156ZM181 230H183V227H182V229ZM187 230V229H186ZM186 230H184V231H186ZM64 231V230H63ZM70 231V230H69ZM88 231H86V232H88ZM95 231V230H94ZM106 231V230H105ZM113 231V230H112ZM136 231H137V228H136ZM135 231V232H136ZM140 230H138V232H139ZM144 231V230H143ZM143 231H140V232H142L141 234H143ZM145 231H147V230H145ZM170 231H171V229H170ZM169 231V233L171 234V232ZM188 231V230H187ZM186 231V232H187ZM234 231H237V232H234ZM254 231V230H253ZM76 232V231H75ZM74 232V233H75ZM81 233L79 234V235H83V233L84 232H82V231H80ZM97 232V231H96ZM100 232V233H101ZM129 232V231H128ZM132 232H133V230H132ZM132 232H130V233H132ZM138 232H136V233H138ZM148 232V231H147ZM150 232V231H149ZM198 232V229H197V231H196V233ZM45 233L46 234V236H45V238H44V236H43V234ZM52 233H54L53 235H52ZM62 233V232H61ZM71 233V232H70ZM90 233H92V231H90ZM99 233V234H100ZM109 233H112V232H110V230H109ZM109 233H107V234H109ZM126 233V232H125ZM125 233H123V234H125ZM130 233H129V235H130ZM136 233H132V234H136ZM164 233V232H163ZM172 233H174V231H173V229H172ZM251 233V232H250ZM58 234H60V233H58ZM73 234V233H72ZM75 234H77V233H75ZM102 234V233H101ZM104 234V233H103ZM106 234V233H105ZM144 234H146V232H144ZM167 234V233H166ZM187 234H189V233H187ZM198 234V233H197ZM65 235H67V234H65ZM114 235V234H113ZM120 235V234H119ZM164 235V234H163ZM259 235V234H258ZM59 236V235H58ZM57 236V237H58ZM61 236V235H60ZM60 236L58 237V238H60ZM72 236V235H71ZM87 236L88 235H86V233L84 234V237H86L87 238ZM90 236V235H89ZM101 236V235H100ZM125 235H123V237H124ZM136 236H137V234H136ZM136 236H134V237H136ZM140 236V235H139ZM158 236V235H157ZM203 236V235H202ZM41 237H43V238H41ZM101 237H107L106 235L104 236V235H102ZM108 237H110V236H108ZM105 238L104 240L106 241V239H107V242H108V239L109 238ZM121 237H122V235L120 236V239H121ZM160 237V236H159ZM163 237H165V235L163 236ZM187 237H188V240H187ZM50 238V239H49ZM53 238V237H52ZM55 238V237H54ZM76 238V237H75ZM89 238V237H88ZM127 238H128V235H127ZM142 238V237H141ZM162 237H160V239H161ZM200 238V239H199ZM203 238H204V236H203ZM63 238L61 237L60 238V240H62ZM69 239H70V237H69ZM72 239V241H70V242H72L71 244H73V242H74V244H75V241H73L74 240V237L73 238H71ZM77 239V238H76ZM79 239V238H78ZM96 240V238H93L92 240ZM99 239V238H98ZM111 239H115V237L114 238H111ZM117 240H119L118 239V237L116 238ZM132 239V238H131ZM135 239V238H134ZM159 239V240H160ZM186 239V241H184ZM60 240H58L57 239V241H56V243L57 242H60L61 244H64L65 243V241H64V243H62L63 242V240H62V242L60 241ZM65 240V239H64ZM67 240V239H66ZM100 241L99 242H101V243H103V245L101 244V246H104L105 245V241L101 238V239H99ZM101 240H103L104 242H102ZM110 240V239H109ZM117 240H116V242H117ZM122 240H123V238H122ZM129 240V239H128ZM133 240V239H132ZM145 240H147L145 237L143 238V239H141V240H139V241H143V242H145ZM164 240V239H163ZM79 241V240H78ZM124 241V240H123ZM123 241H122V243H123ZM126 241V240H125ZM133 241H135V240H133ZM162 241V240H161ZM166 241V240H165ZM67 242H69V241H67ZM77 242V241H76ZM107 242H106V245H111L110 243L109 244H107ZM110 242V241H109ZM112 242V241H111ZM114 242V241H113ZM119 242H120V240H119ZM128 242V241H127ZM191 242H194V243H192V244H194V245H191L190 243ZM55 243V244H56ZM81 243V242H80ZM86 243H88V242H86ZM91 243V242H90ZM131 243V242H130ZM58 244V243H57ZM61 244H60V246H61ZM66 244V243H65ZM64 244V245H65ZM70 244V243H69ZM70 244V245H71ZM112 244H114V243H112ZM121 244V243H120ZM125 244V243H124ZM54 245V244H53ZM115 245V244H114ZM117 245H119V244H117ZM126 245V244H125ZM124 245V246H125ZM128 245V244H127ZM130 245V244H129ZM54 246H56V245H54ZM58 246V245H57ZM56 246V247H57ZM59 246V247H60ZM67 246H68V244H67ZM75 246H76V244H75ZM98 246V245H97ZM101 246H98V247H101ZM62 247H63V245H62ZM66 247V246H65ZM69 247V246H68ZM104 247H106V246H104ZM109 248L110 247H112V246H108ZM116 247V246H115ZM61 248V247H60ZM67 248V247H66ZM102 248L103 247H101V249L100 250H102ZM149 248H151V249H153V250H151L152 251V253L150 254V256H147L146 254V250H148ZM53 249H55V248H53ZM61 249H64V247L63 248H61ZM108 249V248H107ZM107 249H104V251H106L105 253H107L109 250H107ZM112 249V248H111ZM138 249V250H137ZM58 250V249H57ZM217 250V251H218ZM54 251V250H53ZM60 251V250H59ZM103 251V250H102ZM104 251H103V253H104ZM222 251L220 252V253H222ZM116 252V251H115ZM114 252V253H115ZM104 253V254H105ZM101 254V253H100ZM104 254H101V255H104ZM107 254H109V252L107 253ZM218 254H219V252H218ZM106 255V254H105ZM104 255V256H105ZM210 255V254H209ZM215 256L217 255V254H214ZM110 256V255H109ZM210 256H212V255H210ZM218 256H220V255H218ZM213 257V256H212ZM240 257V258H239ZM101 258V259H100ZM208 258H210V257H208ZM218 258V257H217ZM217 258H216V260H217ZM213 259H214V257H213ZM219 259H220V257H219ZM209 260V259H208ZM215 260V259H214ZM242 260V259H241ZM236 261V260H235ZM233 262V263H236V262ZM217 262V261H216ZM210 263V262H209ZM213 264H214V262H213ZM216 264V263H215Z\"/></svg>",
  "mask_w": 264,
  "mask_h": 264
},
{
  "label": "water",
  "instance_id": "obj_3",
  "mask_svg": "<svg viewBox=\"0 0 264 264\" xmlns=\"http://www.w3.org/2000/svg\"><path fill=\"white\" fill-rule=\"evenodd\" d=\"M234 232H237V231H234ZM210 245V244H209ZM262 256H264V253H263V255Z\"/></svg>",
  "mask_w": 264,
  "mask_h": 264
}]
</instances>
